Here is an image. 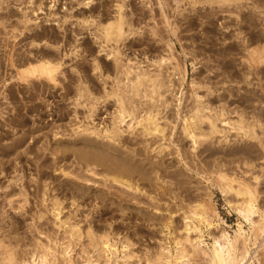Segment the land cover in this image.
<instances>
[{
  "label": "rangeland",
  "instance_id": "1",
  "mask_svg": "<svg viewBox=\"0 0 264 264\" xmlns=\"http://www.w3.org/2000/svg\"><path fill=\"white\" fill-rule=\"evenodd\" d=\"M2 1H7L11 4V11H10L9 16L6 14H3L0 11V17L3 18V16H4V23L0 24V227H1L0 237H3V234L6 237V238L3 237L5 240L3 238L2 239L0 238V244L2 245V246H0V264L1 263L2 264H18V263L22 264V262L23 263L24 262L30 263L32 261L31 260L32 256L37 255V253L41 254V252L43 250L41 248L44 246L49 247V248H51L52 246L55 247V249L53 247L51 248V249H53L52 251L54 252L53 253L54 259L50 258L51 263H52V261H54L52 264H66L67 261L64 259L63 255L61 254V248H62L61 245L62 244H64V245L68 244V241L70 239V237H69L70 227L75 226V224H76L77 226L79 225L78 227H80V229H81V226H82L81 231L83 229H85L82 232L86 233L85 231H87L89 224H88V226L86 224V227H85L84 217H86V216L89 217V215L91 216L92 214L94 215V216L93 215L91 216V217H93V219L91 217H89V219H91V220H88V222L86 221V223H89V221H92L91 222L92 228L94 229V231L97 230V234H99V233L103 234V232H105V231L110 232L109 234H110L111 242L114 243V245H115L114 247H115V249H117V254L115 255V257L114 256L112 257L113 261H111V264H134V263L138 264L140 261H141V263H139V264H147V263L153 264V261H155L156 264H159V263H157L158 262L157 261L158 254H159V252L161 253L164 251H167V253L166 252H164V253H165V255H167L168 258L174 257L177 253V251H176L177 246L176 245L174 246V244L180 238L182 239L183 234L185 236L186 232L184 230V225H185V221H187V220L189 222H192V224L194 226H196L195 225V222H196V224H197L196 227L198 229L196 231L194 229H192V231L190 230V237L191 238H194V237L197 238L200 235H202L200 237V240L203 241V243H201V248L207 252H210V250L212 249V247L214 245L215 237H219V235L221 236L222 234L225 233L228 235V237L230 239L235 240L237 237L236 234L239 232V228L241 227L242 232H243V237L238 239V241L240 240L239 244H237L238 249H241V247L243 246V243L245 241V247L248 250V255H247L248 264H264V262H263V260H264V253H263L264 252V233L260 234V233L254 232L255 229L251 223V221L258 222V220L260 221L261 219H263V221H264V181H263L264 179H262V178H264V168H263L264 167L263 166V164H264V148L261 146V142L245 137L244 134L242 133V131L237 132V131L231 129V132L229 133V135L227 137L228 142L222 141L223 137L220 136L221 134H218L215 137L211 138V139H213L214 142L211 139L210 140L208 139V141L206 142V145L203 144V146L201 145L200 147H198V145H196L197 149H194L193 148L194 145L192 144V142L189 138H186V136L183 133V128L181 127V126H183V123H182L184 121L183 118H186L188 115L192 114V112L199 105L198 103H196L195 96L193 95L194 91H196L198 93V96H200V94L202 96L205 93L202 97L200 96L202 98V99H200V102H202L201 104L204 103V105H208L209 111L212 110V112L214 113V112L219 111L222 108V109H224L225 112L228 113L229 119H231L233 121H236L237 118H239L241 116V117H243L244 122H247L249 124L254 123L255 124V130L262 137V141L264 142V118L261 119L262 117H264V70H263L264 68L263 67L262 68L256 67L255 65H252V66H249L247 64L245 65V62H244L245 60H243L245 57H247V55H245L247 47H250V46L255 47L256 44L260 45V44L264 43V6H263L264 0H243V2H240V4L241 5L243 4V5L241 6L239 4V7H238V4H236L232 1L231 5H230L231 7L228 6L229 9H228V7H225V6L223 7V5H222V7H223L222 8L221 6H219V4L213 3L216 0H119V2H118V0L117 1L116 0H92L91 1L92 3L89 4L91 6L88 5V7L86 4H83V3L85 1H89V0H82V1L81 0H35L32 6L37 8L38 5L41 4V6H44V7H42V8H44L42 10L45 13L48 12L47 13L48 18L52 19L51 21L50 20L48 21L49 22L48 24H47V22L44 23L43 21L41 23H39L40 25L37 23V26H39V28L34 27V25H36L34 23L28 24V28H27L22 23H20V21H19V19L23 15V11H25L26 9L31 10V8H33L32 6H29L30 4L28 2L30 0H0V3ZM207 1L212 2V4L206 3ZM125 2H126V4H125ZM54 3H55V5H54ZM118 3L119 4H122V3L125 4V5L122 4L124 6V10H125L124 15L127 13L126 17L128 16L127 17L128 22H129L128 24L131 25V31L133 33V35L132 34L129 35L128 39L127 40L125 39V41H120L117 44H115L113 42L109 43V46L110 45L111 46H117L118 45L117 48L120 49L119 51L121 53L120 58H121L122 64L132 68V70H136V67L138 66L136 64V62H140L141 66H144L145 69L151 70L153 73L158 74V73H160V71L157 72L159 68L157 67V65L155 63L153 64L152 62L156 61V59L158 60L160 56L166 57L167 51L165 49L166 48L165 45L167 42H169L171 44V46L173 45L172 46V48H173L172 53L176 59L175 61H173V63L177 62L180 66V69L184 72H182L183 75L182 74L178 75V73L175 75L173 73L172 75H174V76H172V75L170 76V74L167 72L160 73L161 75L164 76L166 82H168V79H171V81H172V83H171L172 86H170L171 88H169L170 91L168 90L165 93L164 90H166V88H163V90H162L163 94L166 97L168 96L167 97L168 105H166V106L163 105V103L161 102V100L159 99V97L157 95H155L154 98L152 99L148 93H146V94L144 93L145 90H143V89H142V93L140 94V96L133 95L132 93H129L127 96L125 95L126 103L131 104V105H128V104L127 105L131 106V108H134V109L136 108L134 111L135 114L132 117L126 118L127 121H125L124 123H122V124L117 123V128H119L121 130V134L119 132L117 135H112V134H109L107 132V130L109 132L112 130L113 123L115 121L114 118L116 116L115 115L116 112L114 111V109H116V107H115L116 106V102H115L116 100H115V97L113 95L111 96V94H110L112 91V88H114L116 86V84L113 80V77H115V74H116V70H115V66L113 65L114 64L113 60L107 59L108 58L107 55L104 54V53H107V51L109 50L108 49L109 46L105 52H101L102 54L99 55L100 54L99 51L101 48L99 49L100 43H98V41L96 40V35L100 32L97 29L99 27V26H97L98 24H104V23L111 21L113 19V16L116 13L115 11L117 10L115 4H118ZM81 4H83V5H81ZM236 5H237V7H235ZM50 6H51V8H50ZM245 6H246V8H245ZM29 7H31V8H29ZM84 7H87V8H84ZM249 7H250V9H249ZM244 9H245V11H244ZM233 10H235V11H233ZM240 10H241V12H240ZM206 11H208V12H206ZM254 11H255V13H254ZM244 12L246 14H248V15H246V17H245ZM113 13H114V15H113ZM232 15H234V16H232ZM249 15H251V16H249ZM98 16L100 19L98 18ZM39 17L44 18V15H39ZM2 18H0V19H2ZM102 18H104V19H102ZM167 18L170 20V26L167 23ZM236 18H238V19H236ZM44 19H46V17ZM41 20L42 19H40L39 22ZM89 20H90V22H88ZM242 20H244L243 21L244 23L242 22ZM1 21H3V20H1ZM1 21H0V23H2ZM52 21H54V22H52ZM245 23H247V24H245ZM31 24H33V26ZM128 27L129 26H126V29H129ZM29 28H31V29H29ZM26 29H28L29 31ZM87 29H89V30H87ZM249 29H251V30H249ZM135 31H137V32H135ZM157 35H158V37H156ZM46 36H47V38H46ZM138 39H140L142 41L139 40L140 42H137ZM159 39H161V40H159ZM246 39H248V40L246 41ZM73 40H75V41H73ZM47 41H48V43H47ZM77 42H79L80 45L77 44ZM141 42L143 44H140ZM119 43H121V44L119 45ZM123 43H124V45H122ZM246 43H247V45H246ZM130 44H132V46ZM136 45H138V46H136ZM258 45H256V46H258ZM238 46L240 47V49ZM58 47H59V50L57 51ZM163 48H164V50H163ZM236 50H237V52H236ZM228 51H230V52H228ZM243 51H244V53H243ZM30 52L32 54H34V58H30L29 60H27V61L25 60V62H22L21 59L24 57V55L28 54ZM188 53H190V54H188ZM35 55H37L39 57L38 59H45V60L49 59V60H52L55 62L57 60L62 59L61 62H62L63 67L61 66V68H60L61 70L59 69V71L56 75L57 78H55V80L53 82L50 81L48 78H39V77L38 78H29V77L23 75V73L21 71L24 68L30 67V65L32 63L31 61L35 60ZM96 56H97V58H96ZM121 56L122 57L124 56L123 59ZM192 56H193V58L196 57V58H194V59H196V61L194 60L195 63L193 60L191 61ZM93 57H95V59ZM127 59H128V61H127ZM14 61L17 64L13 67L11 64ZM19 61H21V62H19ZM190 62H193V63H190ZM96 63L99 66L101 65L99 70L95 68ZM108 67H110V68H108ZM163 68H161V70ZM105 70H107V71H105ZM244 70H246V73ZM163 71H165V70L163 69ZM19 72H20V75H19ZM165 73H167L169 75L166 76V75H164ZM228 73H231V74H228ZM243 73H244V75H242ZM261 73H262V75H261ZM185 74H187V75H185ZM241 75H242V77H241ZM245 75H246V77H244ZM193 76H195V77H193ZM168 77H170V78H168ZM183 77H185L184 82L182 81L184 79ZM228 77H230V78H228ZM231 77H233V78H231ZM243 77L246 80L248 78V80H247L249 82L248 84H247V82L242 81V80H244V79H242ZM22 78H24L25 79L24 81H26V82H24L22 80ZM172 78H174L173 79L174 81L176 80L175 83L173 82ZM209 78H210V81H209ZM177 79L180 83L177 81ZM200 79H202V81ZM222 79H223V81H222ZM19 80H21V81H19ZM191 80H193V81H191ZM195 80H197V81L195 82ZM227 80H228V82H227ZM176 82H177V84H176ZM224 82L227 84H225ZM52 83H54V84H52ZM192 83H196L195 84L196 86H194L195 88L192 86ZM243 83H246V84H243ZM79 84L82 87L84 86V88H88V91L90 94L86 93L85 96H80L78 94V85ZM167 85H168V83H167ZM169 85H170V83H169ZM175 85H176V88H175ZM221 85H224L223 89H222ZM202 87H204V88H202ZM210 87H211V89H210ZM73 88H75V89H73ZM173 89L175 90L174 94H173V92H174ZM208 89H209V91H208ZM212 89H214V90H212ZM217 89H218V91L215 92V90H217ZM224 89L225 90L229 89L230 91L229 90L224 91ZM74 90H75V92L76 91L77 92L75 93ZM104 91L105 92L107 91V95H106V93H104ZM211 91H212V93L210 95L209 92H211ZM73 92H74V94H71ZM230 92H231V94L229 95ZM217 94L219 97L217 96ZM177 95H178V97H177ZM215 95L218 97V100L216 99L217 97ZM106 96H108V97L110 96V97L108 98ZM221 96L225 97V98L222 99V98H220ZM83 97H85V98L83 99ZM96 97H97V100H96ZM98 97H100V98H98ZM112 97H114V99ZM203 97H205L207 100L204 99ZM211 97H212V99H211ZM72 98H75V99H72ZM80 99H82V101ZM99 99H101V100L99 101ZM157 99H159V100L157 101ZM219 99H221V100H219ZM73 100L76 102H74ZM92 101H93V103H92ZM127 101H129V102H127ZM177 101H178V103H177ZM104 102H106V103H104ZM216 102L219 104H216ZM87 104L89 105V107H91V105L94 104L95 110L91 111L90 110L91 108L89 109ZM83 105H85V106H83ZM96 106L99 107L98 110H96L97 109ZM255 110H257V111L261 110L263 114L260 111H259L260 112L259 113V112H256ZM96 111H98V113ZM150 111H153L156 114L158 113L159 117L157 116V121H159L160 122L159 125L164 128L163 133H161V134L160 133H157V134L152 133L151 131H149V129H146V127H145L146 123L145 122H142L143 124L142 123L139 124V121L142 120L143 117L147 116V114L150 113ZM209 111L207 110V111H205V113H209ZM161 113H162V115H161ZM92 114H93V116H92ZM96 114L98 116L99 115L100 116L96 117L97 116ZM164 115L166 117H164ZM128 125H129V128H128ZM132 125L134 127H132ZM143 125H145V126L143 127ZM204 125H205V127H204ZM220 125L222 126L221 123H220ZM202 126H203V129L206 130V126H207L206 123L202 124ZM104 127H106L107 129ZM75 128H77V130ZM110 128H111V130H110ZM226 128H231V126H229V127L227 126ZM94 129H96V130H94ZM73 131H75V132L73 133ZM79 131L82 132V134H84L87 131H88V133H86V135L84 134L86 137L83 135L77 136L78 133L80 134ZM123 131H124V133H123ZM93 132H95V133H93ZM99 132H101L102 134ZM90 133H93V135L91 136ZM98 133H99V135L100 134L101 135L99 136ZM106 133H108V135ZM87 134H89V135H87ZM94 135H96V136H94ZM81 136H83L85 139ZM118 136H121V137H118ZM75 137H76V139H75ZM78 137L80 139H77ZM94 137L95 138L100 137V138H96V139H99V140H96ZM101 137H104V138L102 139ZM182 137H184L186 139H184V138L182 139ZM73 138L76 140L77 144L74 143L75 140ZM105 138H108V139L111 138L109 140L111 143L109 141L107 142L108 139L106 140ZM114 138H115V141H114ZM117 138H119V139L121 138L120 141H118L119 139H117ZM86 139H88V140L93 139L95 142L92 140L93 141L92 144L93 143H94V145L98 144V145L106 148V150H109V147H111L113 145L118 150H120V148H121L123 153L125 152L127 154L129 151H130L129 154H132L133 152H135L136 149H138V150H136V152H138V154H139V151H140L139 149H140V144H141L142 145L141 149L142 150L145 149V150L140 151V154H139L140 156L137 155V153H136V155L139 156L138 158H137V156H135L133 154H132V156L133 157L135 156L136 161L137 160L142 161L145 158H147L149 153H150L149 156L151 157V163L155 162V159H156L157 162H155V164L152 163V166L155 165L152 168L150 165L151 163H149V161H148V160H150V158L148 157L149 158V159L147 158L148 160L147 159L144 160L145 161L144 163L147 166L150 165L151 171L148 170V172L150 171L149 174H150V176H152V178H150V179H153V180H151L152 184L150 182L147 183V180H146V182L143 181V182L147 183L146 184L147 186L143 185V182H138V183H141L140 184L141 192H137V191L128 189L125 186L121 187L123 185H120L117 183H114V185H113L112 182L104 179L103 176H100L101 174L103 175V172L100 170L101 167H99L100 168L99 169L97 166H95V167L91 166V169H89L90 171H88L87 168L83 167L82 164L79 163V160L77 159L78 154H76V152H78L80 150V147H82V143L84 146L90 145V144L86 143L88 141ZM61 140H63V141L61 142ZM68 140L72 141V142L70 141V147L68 145L69 144ZM85 140H86V142H85ZM102 140H104L105 142ZM122 140L124 141V144L127 146H125L123 144ZM66 141H68V142L66 143ZM97 141H100V143ZM141 141H142V143H139ZM210 141H212L213 143ZM220 141H221V143H220ZM230 141H231V143H230ZM56 142H58V145L61 143L63 144V142H64L68 146L63 144L64 147L63 146L62 147L66 148L67 150H68V148L72 147V150H73V151L71 150L72 155L74 154V158L77 161L76 160H74L75 162L73 161V156L70 155L71 151L70 152H67V150L64 151L63 148H59L60 146H58ZM59 142H61V143H59ZM88 142L91 143V141H88ZM115 142H116V144L114 145ZM120 142H121V144H120ZM133 142H134V144H136V142H137V144L139 146L136 144L135 145L136 148H135L134 144H132V146H131V144H129V143H133ZM208 142H209V144H208ZM224 142H225V144H224ZM72 143H73V145L75 144L74 146L76 147V150H78V151H75L73 149L75 147L71 146ZM109 143L111 145H109ZM53 144H54L55 148H54ZM158 144H159V147L156 146ZM56 145H57L58 149L56 148ZM77 145L78 146L80 145L79 149L77 148L78 147ZM116 145H117V147H116ZM212 145H214V146H212ZM52 146L54 149H57V150H55L57 155L56 154L52 155L53 152H55L54 149L52 148ZM84 146L81 149L84 150ZM128 146L131 149H128L129 148ZM143 146H144V148H143ZM145 146L148 148H146ZM155 146L157 149L155 148ZM164 146H166V147H164ZM205 146H206V149H204ZM247 146H250V147L247 148ZM132 147L135 148L134 151H133ZM49 148L53 149L52 154L49 151ZM123 148L128 149L127 152L124 151L125 149H123ZM52 149H50V150L52 151ZM59 149H63V150H59ZM146 149H148V151H146ZM198 149L200 152L198 151ZM213 149L215 151H213ZM149 150L152 152H150ZM201 150H202V152H201ZM246 150H247V152H246ZM62 151H64V153L65 152H67V153H65L63 155ZM145 151L148 152L147 155L145 153H143ZM231 151L232 152L235 151V152L232 153ZM240 151H242V152H240ZM249 151L250 152L253 151V153H249ZM254 151H255V153H254ZM58 152L59 153L61 152L60 153L61 157H64V156L65 157L61 159V157H59V155H58ZM198 152L200 154L202 153L201 156L198 155L199 154ZM221 152L224 154H222ZM186 153L188 154V156H190L189 158H188V156H186L187 155ZM230 153L233 155H231ZM244 153H246V154H244ZM75 154L77 155V157L75 156ZM196 154L201 159H199ZM210 154H211V156H210ZM234 154L237 156L235 157ZM250 154L255 155V156H252L254 158H252ZM68 155L71 157H69ZM116 155H118V154H116ZM163 155H164V157H163ZM194 155H196V156H194ZM213 155L218 156L220 158L216 157L217 158L216 159ZM257 155H259L260 157H258ZM55 156H56V158L59 157V158H57L58 159L57 161L60 164L57 161H55L58 163L56 165V163L54 161H52L53 159L56 160ZM161 156H162V159H159V158H161ZM205 156H206V158L204 159ZM246 156H247V158H246ZM248 156H249V158L250 157L251 158L249 159ZM221 157H223V158H221ZM226 157H230L231 159H228V158L225 159ZM233 157H235V158H233ZM256 157L259 158V159H256L257 161L254 160ZM184 158H185V160H184ZM213 158H215V161ZM67 159H69V160L67 161ZM206 159H209L208 161H210V162H207ZM211 159L213 160L214 164H213ZM47 160H49V162ZM189 160H191V161H189ZM44 161H45V163H43ZM50 161L52 164H50ZM63 161L67 162V164L66 163L64 164ZM158 161H159V163L162 161V163L166 164V165H163L160 163V165L163 166L162 167L159 165ZM204 161L206 162L205 163L206 165L208 164L207 165L208 167L204 165V163H203ZM53 162L55 164H53ZM76 162H78L79 164ZM192 162H194V163H192ZM258 162H260V163L258 164ZM47 163H49V164L47 165ZM156 163H158V164H156ZM211 163L213 166L210 165ZM44 164H46L48 167H49V165L50 166L52 165L54 167L51 166L52 168H48V167L45 168ZM69 164H71V165L69 166ZM72 164L74 166L75 165L76 166L74 167ZM40 165L42 166L43 169L40 167ZM55 165H56V167H55ZM60 165H61V167H60ZM63 165H64V167H63ZM189 165H192V166H189ZM196 165H197V167H196ZM218 165L220 167H222V169L225 170L227 173L229 170H231L228 173L230 176H233L236 179L238 178V180H240V179L245 180L246 182L250 183L251 185L255 184L253 176H255L259 173L257 176L260 175V178L262 177L258 181L259 183H261V189H259L260 184H258L257 187H259V188H256L257 193H255L256 194L255 195V206L257 209V213L252 215L250 221L246 220L245 217L243 216V214L241 215L240 212L238 213V211H240L238 208V206H239L238 204L242 202L241 200L243 198L240 199V196L238 197V195H236L233 192L224 193V191H222L220 189L221 188L220 187V180L218 178H216V175L218 176V173H216V172H218V168H217ZM258 165H262L263 167L258 166ZM77 166H80V167H77ZM147 166H145V167H147ZM164 166H167V167L164 168ZM172 166H173V168H172ZM39 167H40V169H39ZM156 167L159 170L161 167L160 171H162V173H164L166 171L168 174L170 171H172L169 173L170 175L172 173L173 174L177 173L176 175H179V176L180 175L182 176L184 174L183 175L184 178H182L183 180H181V181L175 180L178 177V176L175 177L174 176L175 174L174 175L172 174L169 178V177H167L169 174L168 175L166 173L161 174L160 171H157ZM168 167H169V170H168ZM246 167H248V168H246ZM259 167H260V169H259ZM2 168H3V170H2ZM147 168L149 169V167H147ZM153 168H154V170H153ZM155 168H156V170H155ZM193 168H194V170H193ZM197 168H198V170H197ZM235 168H236V170H234ZM38 169L44 170V171H41L42 173L43 172L44 173L41 174V172ZM71 169H74V170L76 169L78 171H76V170L71 171ZM162 169H164V170H162ZM165 169H167V170H165ZM173 169H175V170H173ZM247 169L249 171H247ZM69 170L71 171V174H70V172L67 173ZM239 170L242 172H240ZM260 170H262V171H260ZM37 171H39L41 178L43 176V179H41L40 177L38 178L39 175L37 174L38 173ZM91 171H95V172H91ZM156 171H157V173H155ZM82 172H83V174H82ZM207 172H209V174ZM212 172L216 173V174H213ZM46 173H48V174H46ZM65 173H67V176ZM153 173H155V175H153ZM250 173H252V174L250 175ZM240 174H242V175L244 174V175L241 176ZM245 174H247L248 176H245ZM49 175H51L52 177ZM69 175H71V176H69ZM162 175H166V176L162 177ZM73 176L75 178H73ZM172 176H174L175 179L171 178ZM101 177H102V179H101ZM165 177H166V179H164ZM33 179H36V181H37V182L34 181L35 184H33L34 182H32ZM38 179H39V181L40 180L42 181L45 179L44 180L45 183L43 184V182H41V181H40L41 183L38 182ZM171 179H174V181ZM177 179H181V177H178ZM47 180H49V181H47ZM169 180H171V181L168 182ZM103 181H105L104 184H103ZM154 181H155V185L158 187H156L153 184ZM176 181L182 187L178 188V183H176ZM186 181H188V182L186 183ZM156 182H158V183H156ZM183 182L187 185L184 186ZM38 183H39L40 187L38 186ZM79 183H81V184L83 183L84 186H86V185H88V186H86L84 189L83 188L84 186L79 184ZM110 183H112L111 186H110ZM69 184H72V186L70 187ZM74 184H77V185L79 184L78 186H80V189H82L83 191L81 190L82 192H78L77 190H74V188L77 189L76 187H78V186H75ZM115 184H117V185H115ZM7 185H8V187H7ZM18 185H20V186H18ZM45 185H47V189H46L47 193H45L46 192V190H45L46 186ZM62 185H63V187H62ZM188 185L190 186L189 190H192V192L190 191V194H189V190H188V188H189ZM197 185H199V187L202 189L201 190L202 194L196 193L198 190L200 192V189L195 188ZM234 185H236V184H234ZM11 186H12V188H11ZM50 186L52 188H50ZM54 186H56L57 188H60V190L57 188H53ZM35 187H36V189H35ZM48 187H49V189H48ZM61 187H62V189H61ZM69 187L71 189L73 187L74 188L71 190ZM150 187L152 188V191L150 190L151 189ZM24 188H25V190H24ZM41 188H43V190H45V191H43ZM86 188L90 189V191L86 190ZM156 188H157V190H156ZM182 188H184V189L181 190ZM11 189H13V191H11ZM39 189H40V192H39ZM52 189H53V191H52ZM96 189H98V190H96ZM106 189H107V191H106ZM164 189L166 190V192ZM185 189H187L188 191ZM35 190H36V193H35ZM41 190L44 193L41 192ZM67 190H69V193L67 192ZM92 190L94 191L95 194H97V195L100 194V196H102V197H104L103 196L104 194H105V196H107L108 193H111L110 194L111 196L108 194L106 201H102V199H100V196L98 199H96L97 197L95 194L92 193L93 192ZM95 190L98 192H96ZM146 190H148V192ZM176 190H178V191H176ZM260 190L262 193L260 192ZM55 191H57V193H59V195ZM75 191H77L78 194H80V195H78V194L76 195ZM86 191H88V193ZM99 191H100V193H99ZM112 191H114V193L115 192L116 193L114 194ZM142 191H143V195H142ZM159 191L160 192L162 191L163 194L162 193L160 194ZM194 191H195V193H194ZM10 192H11V194H10ZM54 192H55V194H54ZM64 192H65V194H63ZM73 192H75V198H74ZM83 192L84 193L86 192L87 194L85 193L86 194L85 197L80 198L78 200V198L81 197ZM132 192H133V194H132ZM135 192H137V193H135ZM158 192L160 195H158ZM187 192H188V194H187ZM5 193H7V194H5ZM22 193L25 195L21 196ZM32 193H35V194L32 195ZM40 193L41 194L43 193L44 195H41ZM89 193H91V194H89ZM101 193H102V195H101ZM112 193L114 194V196H112L113 195ZM117 193L119 195L120 194L121 195L120 196L116 195ZM154 193H156L157 195ZM167 193H168V195H166ZM174 193L176 194V196ZM178 193L180 196L178 195ZM137 194H140V195H137ZM184 194H187V195H184ZM192 194L193 195L195 194V195L193 196ZM207 194H208V196H207ZM8 195H9V197H8ZM49 195H50V197H49ZM51 195H52V197H51ZM56 195H57V197H55ZM70 195L71 196L73 195V196L71 197ZM87 195H89V197ZM171 195H173V196H171ZM68 196H69V198H68ZM149 196H150V198H149ZM159 196H163V197L165 196V197L163 198V197H159ZM166 196H168V197H166ZM169 196H170V198L172 197L173 199L172 198L169 199ZM234 196H235V198H234ZM13 197H15L14 200H13ZM25 197H26V199H25ZM58 197H59L58 200H60V201H62L64 198L65 199L63 200L64 203L61 202L63 204V206L61 204V207H62L61 208L62 211L60 214L61 216L59 215V217L57 218V217H55V215L52 212V203L54 201L53 198H58ZM179 197H181V198H179ZM18 198H20V199H18ZM115 198H116V201H114ZM117 198L118 199L120 198V200L122 199V201L125 200L124 201L125 205H124V202H122V201H121V203H122V205H121L120 200H118ZM182 198H184V199H182ZM15 199H18V200L15 201ZM75 199H76V201H75ZM128 199H131L130 200V202H131L130 206H129V200ZM132 199H133V201H132ZM165 199H167V200L169 199L171 201L168 200L166 202ZM185 199H187V200H185ZM8 200H10V201L13 200L14 204L12 201L9 204ZM43 200H45V202H43ZM80 200H82V201L80 202ZM94 200L95 201L97 200V201L95 202ZM37 201L39 203L41 202L42 204L41 203L39 204ZM73 201L76 204L73 205V203H72ZM89 201L91 203H92V201L95 203L94 204L92 203V205H91V203H89ZM109 201L113 202L114 204L113 203L110 204ZM154 201H155V203H154ZM159 201H162V202H159ZM16 202H17V204H15ZM87 202H88V205H87ZM98 202H99V205H98ZM101 202H103V203H101ZM105 202L108 203V206ZM117 202L120 203V205L122 206L123 209H121V207L119 206V203H117ZM157 202L160 205L157 204ZM169 202L172 205L174 203L175 207L172 205H169ZM202 202L204 203V205ZM18 203H20L19 206H21V210H20V208H18L19 207ZM71 203H72V205H71ZM162 203H164V204H162ZM198 203L199 204L202 203L201 205H203V206L201 208L198 207L199 206ZM37 204H38V206H37ZM101 204H103V207H105V208H103ZM166 204H168L169 206ZM192 204L194 207L192 206ZM109 205H110V208H109ZM116 205L119 207V208L117 207L118 209H116ZM39 206L41 209L39 208ZM80 206H82V207H80ZM83 206H84V209L87 211L82 210ZM96 206H100L99 207L100 210ZM111 206H113V207H111ZM126 206H128L127 207L128 209L126 208ZM185 206H187V207H185ZM74 207H76V208H74ZM189 207L192 209L198 208V210L200 212L205 211L206 213H208V214L205 213L207 220L209 219L208 222H203L202 220L193 216V214H191L192 211H190L192 209L189 210ZM206 207H207V210H206ZM22 208H24V210ZM130 208H132V209L134 208V210H132ZM30 209H31V212H30ZM44 209L47 211L46 213H45V211H43ZM125 209L132 210V211H130V213H132V212L133 213L129 214V211L127 213V210H125ZM37 210H38V212H41V213L44 212L42 214L43 217L41 218V220L37 216H35V215L40 214L37 212ZM76 210H79V211H76ZM138 210H141L139 214H138ZM210 210H211V212H210ZM122 211H124V213H122ZM142 211H145L147 213L145 214ZM33 212H34V214H33ZM73 212H74V214H73ZM82 212H83V216L80 215ZM87 212H90V214ZM112 212H114V213H112ZM212 212H213V214H212ZM76 213H77V215H76ZM136 213L140 216L137 215V217H135ZM141 213H144L145 217L146 216L148 218L150 217L153 221H155L156 220L155 218H157L156 223L158 224V226H156L155 222H150V218H149V220L147 219L148 221L145 219V221H146L145 222L143 219L145 217L142 214V216H143V218H142ZM214 213H215V215H214ZM44 214H46V215H44ZM51 214H53V216ZM97 214H98L99 218L97 217ZM99 214H101V215H99ZM70 215H72V217ZM151 215L155 216V218L154 217L152 218ZM31 216L33 217L32 220H31ZM95 216H96V219H95ZM112 216H113V218H112ZM127 216H129V217H127ZM66 217L69 220L66 219ZM78 217H81V218H79V220L80 219L82 220V221L80 220L81 222L79 220H77ZM100 217H101V219H100ZM104 217H105V219H102ZM119 217L121 218V221H120ZM185 217H189L190 219L187 218V220H185L186 219ZM259 217L261 219H259ZM36 218H37V220H36ZM44 218H46V219H44ZM116 218H117V220L118 219L119 220L117 221ZM124 218H126V219H124ZM182 219H184V220H182ZM70 220H73V221L70 222ZM93 220H95V221H93ZM106 220H108V221H106ZM36 221L37 222L39 221V222L36 224L35 223ZM66 221H67V223H65ZM142 221H144V222H142ZM157 221L158 222L160 221V222L158 223ZM200 221H202V222H200ZM1 222H2V225H4L5 227L1 225ZM113 222H114V224H113ZM199 222H200V224H199ZM9 223H10V225H9ZM39 223H40V226H39ZM153 223H155V224H153ZM82 224L84 225L85 228L83 227ZM94 224L96 227L94 226ZM99 224L101 227L99 226ZM103 224H105L104 228L102 227ZM112 224L114 226L116 224L115 227H118V228H114V226ZM151 224H153L154 226L153 225L151 226ZM198 224H199V226H198ZM33 225H34V227H32ZM36 225L38 226V228ZM61 225H62V227H61ZM119 225L121 228L119 227ZM164 225H165V227H164ZM105 226H106V229H105ZM109 226L111 227V229L107 228ZM169 227H171V228H169ZM8 229H9V232L7 233ZM107 229H109L110 231ZM115 229H116V231H114ZM10 231L12 234L10 233ZM13 231H14V234H13ZM98 231H101V232H98ZM117 232H119V234ZM120 232H121V234H120ZM15 233H16V235H15ZM66 234H67V236H66ZM117 234L120 236L117 237L118 236ZM7 235L8 236L11 235L12 237L15 235L14 237H16V238L13 237L11 239V236H9V238H8ZM126 235H128V236H126ZM178 236H180V237H178ZM68 237H69V239H68ZM82 237H81V239L82 240L84 239L83 240L84 242L81 240H74L72 245H71L72 249H73V251L71 252L72 253V255H71V257H72L71 261L72 262L69 264H84L85 259L88 256H91V254H93L91 256L92 257L91 259H93V264L105 263L104 258L101 257V255L100 256L97 255L98 252L94 255L93 249H92L91 245L89 244V239L87 237H85V234ZM128 237L130 240L128 239ZM131 237H132V240H131ZM49 238L51 240H49ZM9 239L11 241H9ZM15 239H16V241L18 240V242L20 241L19 245H18V242L15 241ZM47 239H48V242H47ZM6 241H7V243H5ZM238 241H237V243H238ZM8 242H9V244H8ZM38 242H39V244H38ZM78 242H80V244ZM10 243L13 245H11ZM6 244H7V246H6ZM30 244H32V245H30ZM49 244H50V246H49ZM123 244L128 246L127 250H129V256H131L130 258H126V259L124 258V260H123V256L121 255L122 254L121 251L123 249ZM35 245H37V246H35ZM14 246H16V248H14ZM18 246H19V248H18L19 250H17ZM80 246H82V247H80ZM38 247H40V248H38ZM145 249H146V251H145L146 253L143 252V250H145ZM162 249H164V251ZM188 249H189V247H188ZM191 249H189L190 256H189V260L187 261L186 264H188V263L189 264H209V263L211 264L212 263L210 261L209 256L204 255L201 252V250L199 251V253L195 252L196 253V255H195V253ZM91 250H92V252H91ZM8 251H9V253L12 252V254L15 256V257L12 256L13 261L12 260L8 261V260L4 259V257H2V256H6L5 252L8 253ZM79 251H81V252H79ZM16 252H19V254ZM84 252H86V253H84ZM155 252H156V254H155ZM144 253H145V255H144ZM82 254H84V255H82ZM137 254H139V255H137ZM193 254L197 257H195ZM19 255H21V258ZM61 255L63 258L61 257ZM142 255H144V256H142ZM203 256H204V258H203ZM205 256H207V258ZM81 257H82V259H81ZM17 258H20V259H17ZM138 258L141 260H139ZM99 260H101V261H99ZM143 260L145 261V263ZM119 261H121L122 263ZM190 261H192V263ZM193 261H194V263H193ZM155 262H154V264H155Z\"/></svg>",
  "mask_w": 264,
  "mask_h": 264
},
{
  "label": "bare ground",
  "instance_id": "2",
  "mask_svg": "<svg viewBox=\"0 0 264 264\" xmlns=\"http://www.w3.org/2000/svg\"><path fill=\"white\" fill-rule=\"evenodd\" d=\"M34 1L35 0H30L28 3L30 4L29 6H32L33 5V3H34ZM82 1V0H81ZM92 0H89V1H85L83 4H86L87 5V7H88V5L90 4V3H92L91 2ZM117 1V0H116ZM232 1L234 2V3H236V4H238V7H239V4H240V2H243V0H216V1H214L213 3H217V4H219V6H221L222 7V5H223V7L225 6V7H228V6H230L231 5V3H232ZM54 2V1H53ZM118 2H119V0H118ZM121 2V1H120ZM82 3V2H81ZM206 3H210V4H212V2H210V1H207ZM246 3V2H245ZM43 4V3H42ZM83 4H81V5H83ZM122 4H124V3H122ZM122 4H115V6H116V8H117V10L115 11L116 13H115V15H114V13H113V19L111 20V21H108V22H106V23H104V24H98L97 26H99L97 29H98V31H100L97 35H96V40L98 41V43H100L99 45H100V47H99V49H100V51H99V55H101L102 53L101 52H105L106 51V49L108 48V46H109V43H111V42H113V43H115V44H117L118 42H120V41H125V39L127 40L128 39V37H129V35H133V33H132V31H131V25H129L128 23V19H127V17H126V14L124 15V6L122 5ZM125 4H126V2H125ZM124 4V5H125ZM248 4V3H247ZM15 5V4H14ZM54 5H55V3H54ZM53 5V6H54ZM128 5V4H127ZM204 5V4H203ZM202 5V6H203ZM235 5V4H234ZM241 5V4H240ZM243 5V4H242ZM241 5V6H242ZM89 6H91V5H89ZM195 6V5H194ZM210 6V5H209ZM212 6V5H211ZM240 6V7H241ZM264 6V5H263ZM33 7V6H32ZM42 7H44V6H41V4H39L38 5V7L36 8V7H33V8H31V7H29V8H31V10L29 11L28 9H26L25 11H23V15L21 16V18L19 19V21H20V23H22L25 27H27L28 28V24H30V23H34V24H36V25H34V27H38L39 28V26H37V23L39 24V23H41L42 21L45 23V22H47V24L49 23L48 21L50 20H52V19H49L48 18V16H47V13H45L42 9H44V8H42ZM55 7V6H54ZM87 7H84V8H87ZM161 7V6H160ZM222 7V8H223ZM231 7V6H230ZM235 7H237V5L235 6ZM35 8V9H34ZM50 8H51V6H50ZM49 8V9H50ZM91 8V7H90ZM210 8V7H209ZM245 8H246V6H245ZM263 8V7H262ZM221 9V8H220ZM228 9H229V7H228ZM238 9V8H237ZM249 9H250V7H249ZM248 9V10H249ZM252 9V8H251ZM254 10V9H253ZM0 11L3 13V14H6V15H10V11H11V4L9 3V2H7V1H2L1 3H0ZM100 11V10H99ZM114 11V10H113ZM162 11V10H161ZM233 11H235V10H233ZM244 11H245V9H244ZM206 12H208V11H206ZM225 12V11H224ZM240 12H241V10H240ZM87 13V12H86ZM245 13V12H244ZM249 13V12H248ZM254 13H255V11H254ZM12 14V13H11ZM240 14V13H239ZM39 15H44V18L46 17V19H44V18H41V17H39ZM46 15V16H45ZM166 15V14H165ZM209 15V14H208ZM236 15V14H235ZM243 15V14H242ZM246 15H248V14H246L245 13V17H246ZM254 15V14H253ZM256 15V14H255ZM55 16V15H54ZM88 16V15H87ZM231 16V15H230ZM232 16H234V15H232ZM249 16H251V15H249ZM6 17V16H5ZM52 17V16H51ZM50 17V18H51ZM91 17V16H90ZM102 17V16H101ZM207 17V16H206ZM257 17V16H256ZM0 18H2V17H0ZM48 18V19H47ZM53 18V17H52ZM89 18V17H88ZM97 18V17H96ZM98 18H99V16H98ZM235 18V17H234ZM40 19H42L40 22H39V20ZM44 19V20H43ZM100 19V18H99ZM102 19H104V18H102ZM236 19H238V18H236ZM247 19V18H246ZM252 19V18H251ZM259 19V18H258ZM1 20H3V21H1ZM9 20V19H8ZM7 20V21H8ZM54 20V19H53ZM250 20V19H249ZM248 20V21H249ZM257 20V19H256ZM0 21L2 22V23H0V24H3L4 23V16H3V18L2 19H0ZM84 21V20H83ZM244 20H242V22H243ZM52 22H54V21H52ZM86 22V21H85ZM88 22H90V20L88 21ZM87 22V23H88ZM132 22V21H131ZM138 22V21H137ZM241 22V21H240ZM51 23V22H50ZM94 23V22H93ZM96 23V22H95ZM100 23V22H99ZM167 23L169 24V26H170V20L167 18ZM244 23V22H243ZM89 24V23H88ZM87 24V25H88ZM133 24V23H132ZM139 24V23H138ZM245 24H247V23H245ZM32 26H33V24H31ZM30 25V26H31ZM40 25V24H39ZM95 25V24H94ZM6 26V25H5ZM23 26V27H24ZM126 26H129L128 28L129 29H126ZM243 26V25H242ZM241 26V27H242ZM91 27V26H90ZM95 27V26H94ZM133 27V26H132ZM174 27V26H173ZM250 27V26H249ZM175 28V27H174ZM240 28V27H239ZM238 28V29H239ZM5 29V28H4ZM29 29H31V28H29ZM152 29V28H151ZM237 29V30H238ZM26 30H28V29H26ZM87 30H89V29H87ZM153 30V29H152ZM177 30V29H176ZM249 30H251V29H249ZM29 31V30H28ZM93 31V30H92ZM97 31V32H98ZM240 31V30H239ZM260 31V30H259ZM91 32V31H90ZM135 32H137V31H135ZM96 33V32H95ZM158 33V32H157ZM241 34V33H240ZM93 35V34H92ZM49 36V35H48ZM94 36V35H93ZM153 36V35H152ZM163 36V35H162ZM257 36V35H256ZM260 36V35H259ZM262 36V35H261ZM36 37V36H35ZM156 37H158V35L156 36ZM46 38H47V36H46ZM65 38V37H64ZM258 38V37H257ZM77 39V38H76ZM263 39V38H262ZM65 40V39H64ZM72 40V39H71ZM94 40V39H93ZM95 40V41H96ZM140 39H138V41L137 42H140V41H142V40H140ZM159 40H161V39H159ZM242 40V39H241ZM248 39H246V41H247ZM257 40V39H256ZM73 41H75V40H73ZM245 41V40H244ZM45 42V41H44ZM136 42V41H135ZM161 42V41H160ZM249 42V41H248ZM260 42V41H259ZM46 43V42H45ZM47 43H48V41H47ZM76 43V42H75ZM122 43V42H121ZM121 43H119V45L121 44ZM130 43V42H129ZM256 43V42H255ZM51 44V43H50ZM77 44H79V42H77ZM140 44H143L142 42L140 43ZM139 44V45H140ZM147 44V43H146ZM162 44V43H161ZM164 44V43H163ZM251 44V43H250ZM57 45V44H56ZM80 45V44H79ZM122 45H124V43L122 44ZM126 45V44H125ZM131 46H132V44H130ZM233 45V44H232ZM235 45V44H234ZM239 45V44H238ZM246 45H247V43H246ZM256 45H258V44H256ZM255 45V47H247V49H246V53H245V55H247V57H245L243 60H245L244 62H245V65L247 64V65H249V66H252V65H255L256 67H263L264 68V43H262V44H260V45H258V46H256ZM52 46V45H51ZM118 46V45H117ZM117 46H109V50L107 51V53H104V54H106L107 55V59H112L113 60V62H114V66H115V70H116V74H115V77H113V80H114V82H115V84H116V86L114 87V88H112V91H111V96L113 95L114 97H115V102H116V109H114V111L116 112V116H115V121H114V123H113V128H112V130H111V128H110V132L107 130V132L109 133V134H112V135H117L119 132H120V134H121V130L119 129V128H117V123H119V124H122V123H124L125 121H127L126 120V118H128V117H132V116H134V114H135V109L134 108H131V106H128V105H131V104H128V103H126V99H125V95L127 96L129 93H132L133 95H136V96H140V94L142 93V89L143 90H145V94L146 93H148L149 94V96L153 99L154 98V96L155 95H157L158 97H159V99L161 100V102L163 103V105H168V99H167V97L163 94V88H166V90H164V92L166 93V91H170V89L169 88H171L170 86H172L171 85V83H172V81H171V79H168V82H166L165 81V78H164V76L163 75H161L160 73H162V72H167V73H169L170 74V76L174 73L175 75L178 73V75H181L182 74V72H184V71H182L181 69H180V66H179V64L176 62V63H173V61H175L176 59H175V57H174V55H173V53H172V46H171V44L169 43V42H167L166 43V45H165V49H166V51H167V53H166V57L165 56H163V57H159V59L157 60L156 59V61H153L152 63L154 64H156L157 65V67L160 69H158V71L157 72H159L160 71V73H158V74H156V73H153L151 70H147V69H145V67L144 66H141V64H140V62H136V64L138 65L137 67H136V70H132V68H130V67H128V66H126V65H124V64H122V61H121V58H120V49H118L117 48ZM127 46V45H126ZM136 46H138V45H136ZM142 46V45H141ZM148 46V45H147ZM164 46V45H163ZM230 46V45H229ZM242 46V45H241ZM245 46V45H244ZM249 46V45H248ZM62 47V46H61ZM80 47V46H79ZM149 47V46H148ZM234 47V46H233ZM239 47V46H238ZM131 48V47H130ZM98 49V50H99ZM239 49H240V47H239ZM243 49V48H242ZM59 50V47L57 48V51ZM163 50H164V48H163ZM233 51V50H232ZM245 51V50H244ZM244 51H243V53H244ZM42 52V51H41ZM67 52V51H66ZM228 52H230V51H228ZM236 52H237V50H236ZM75 53V52H74ZM188 54H190V53H188ZM233 54V53H232ZM65 55V54H64ZM160 55V54H159ZM162 55V54H161ZM192 55V54H191ZM234 55V54H233ZM92 56V55H91ZM98 56V55H97ZM97 56H96V58H97ZM195 56V55H194ZM122 57V56H121ZM124 57V56H123ZM123 57H122V59H123ZM17 58V57H16ZM30 58H34V54H32L31 52L30 53H28V54H25L24 55V57L21 59V61L22 62H25V60L27 61V60H29ZM39 57L37 56V55H35V60H32L31 62V65H30V67H28V68H24L21 72L23 73V75H25V76H27V77H29V78H48L50 81H54L55 80V78H57L56 77V75H57V73H58V71H59V69L61 68V66H62V62H61V60L62 59H60V60H57L56 62L55 61H52V60H45V59H38ZM94 59H95V57H93ZM158 58V57H157ZM194 58H196V57H194ZM193 58V56H192V59H191V61L193 60H195L196 61V59H194ZM242 59V58H241ZM240 59V60H241ZM93 60V59H92ZM131 60V59H130ZM16 61V60H15ZM15 61L14 62H12V66L14 67L17 63H15ZM21 61H19V62H21ZM94 61V60H93ZM127 61H128V59H127ZM195 61H194V63H195ZM241 62V61H240ZM102 63V62H101ZM151 63V62H150ZM190 63H193V62H190ZM92 64V63H91ZM242 64V63H241ZM96 65V69H98L99 70V68H100V66L96 63L95 64ZM194 65V64H193ZM192 65V66H193ZM106 66V65H105ZM152 66V65H151ZM242 66V65H241ZM63 67V66H62ZM164 67V68H163ZM108 68H110V67H108ZM112 68V67H111ZM161 68H163L165 71H163V69L161 70ZM260 68V69H261ZM106 69V68H105ZM259 69V70H260ZM61 70V69H60ZM154 70V69H153ZM196 70V69H195ZM248 70V69H247ZM252 70V69H251ZM264 70V69H263ZM105 71H107V70H105ZM194 71V70H193ZM242 71V70H241ZM245 71V73H246V70H244ZM243 71V72H244ZM258 71V70H257ZM171 72V73H170ZM240 72V71H239ZM261 72V71H260ZM21 73V74H22ZM61 73V72H60ZM167 73H165L164 75H166V76H168L169 74H167ZM226 73V72H225ZM258 73V72H257ZM228 74H231V73H228ZM239 74V73H238ZM19 75H20V72H19ZM183 75V74H182ZM185 75H187V74H185ZM184 75V76H185ZM227 75V74H226ZM240 75V74H239ZM242 75H244V73L242 74ZM242 75H241V77H242ZM259 75V74H258ZM261 75H262V73H261ZM172 76H174V75H172ZM229 76V75H228ZM232 76V75H231ZM238 76V75H237ZM18 77V76H17ZM193 77H195V76H193ZM244 77H246V75L244 76ZM244 77L242 78V79H244ZM168 78H170V77H168ZM184 79L182 80L183 82H184V80H185V77H183ZM228 78H230V77H228ZM231 78H233V77H231ZM261 78V77H260ZM21 79V78H20ZM174 78H172V80H173ZM193 79V78H192ZM255 79V78H254ZM263 79V78H262ZM22 80L24 81L25 79L24 78H22ZM27 80V79H26ZM36 80V79H35ZM39 80V79H38ZM126 80V81H125ZM181 80V79H180ZM201 81H202V79H200ZM208 80V79H207ZM226 80V79H225ZM246 79H244V80H242V81H244V82H247V84L249 83L247 80H248V78H247V80L245 81ZM250 80V79H249ZM19 81H21V80H19ZM22 81V82H23ZM30 81V80H29ZM107 81V80H106ZM176 81V80H175ZM175 81L173 80V82L175 83ZM177 81H178V79H177ZM191 81H193V80H191ZM197 80H195V82H196ZM205 81V80H204ZM203 81V82H204ZM209 81H210V78H209ZM208 81V82H209ZM222 81H223V79H222ZM240 81V80H239ZM251 81V80H250ZM254 81V80H253ZM24 82H26V81H24ZM57 82V81H56ZM104 82V81H103ZM108 82V81H107ZM179 82V81H178ZM227 82H228V80H227ZM231 82V81H230ZM237 82V81H236ZM51 83V82H50ZM49 83V84H50ZM167 83H168V85H167ZM169 83H170V85H169ZM173 83V84H174ZM180 83V82H179ZM178 83V84H179ZM225 83V82H224ZM242 83V82H241ZM252 83V82H251ZM52 84H54V83H52ZM75 84V83H74ZM176 84H177V82H176ZM196 83H192V86L194 87V86H196L195 85ZM223 84V83H222ZM225 84H227V83H225ZM243 84H246V83H243ZM76 85V84H75ZM74 85V86H75ZM92 85V84H91ZM204 85V84H203ZM224 85H221V87H222V89L224 88L223 87ZM248 86V85H247ZM250 86V85H249ZM90 87V86H89ZM180 87V86H179ZM175 88H176V85H175ZM195 88V87H194ZM202 88H204V87H202ZM215 88V87H214ZM73 89H75V88H73ZM72 89V90H73ZM93 89V88H92ZM199 89V88H198ZM197 89V90H198ZM210 89H211V87H210ZM77 90V89H76ZM94 90V89H93ZM92 90V91H93ZM174 90V89H173ZM193 90V89H192ZM212 90H214V89H212ZM226 90H229V89H226ZM225 89H224V91H226ZM207 91V90H206ZM208 91H209V89H208ZM216 91H218V89L217 90H215V92ZM230 91V90H229ZM74 92H75V90H74ZM74 92L73 93H71V94H74ZM77 92V91H76ZM75 92V93H76ZM94 92V91H93ZM92 92V93H93ZM172 92V91H171ZM178 92V91H177ZM228 92V91H227ZM86 93L88 94L89 93V91H88V88H84V86L82 87L80 84L78 85V94L80 95V96H85L86 95ZM104 93H106V95H107V91L105 92L104 91ZM175 93V90H174V92H173V94ZM207 93V92H206ZM210 93V95H211V93H212V91L211 92H209ZM214 93V92H213ZM218 93V92H217ZM90 94V93H89ZM147 94V95H148ZM177 94V93H176ZM193 94V93H192ZM205 94V93H204ZM203 94V95H204ZM208 94V93H207ZM231 94V92L229 93V95ZM194 96H195V101H196V103H198L199 105L197 106V108L192 112V114H190V115H188L186 118H183L184 119V121L182 122L183 123V126H181L182 128H183V133H184V135L186 136V138H189L190 140H191V142H192V144L194 145L193 146V148L194 149H197V147H196V145H198V147H200L201 145L203 146V144L204 145H206V142L208 141V139L210 140L211 138H213V137H215L216 135H218V134H221L220 136H222L223 137V140L222 141H225V142H228V135H229V133L231 132V129L232 130H235V131H237V132H241L242 131V133L244 134V136L245 137H247V138H250V139H252V140H257V141H259V142H261V146L264 148V142L262 141V137L257 133V131L255 130V124L253 123H251V124H249V123H247V122H244V119H243V117H239V118H237V120L236 121H233V120H231V119H229V117H228V113L227 112H225L224 111V109H220L219 111H217V112H212V110H210L209 111V107H208V105H204V103L203 104H201L202 102H200V99H202L201 97L203 96H201V94H200V96H198V93L196 92V91H194V94H193ZM209 95V94H208ZM222 95V94H221ZM78 96V95H77ZM76 96V97H77ZM79 96V97H80ZM105 96V95H104ZM142 96V95H141ZM213 96V95H212ZM216 96V95H215ZM217 96H218V94H217ZM216 96V97H217ZM90 97V96H89ZM92 97V96H91ZM102 97V96H101ZM106 97H108V96H106ZM110 97V96H109ZM108 97V98H109ZM114 97H112L113 99H114ZM148 97V96H147ZM174 97V96H173ZM176 97V96H175ZM177 97H178V95H177ZM176 97V98H177ZM206 97V96H205ZM205 97H203L204 99H206ZM219 97V96H218ZM218 97L216 98L217 100H218ZM82 98V97H81ZM85 97H83V99H84ZM94 98V97H93ZM98 98H100V97H98ZM107 98V99H108ZM141 98V97H140ZM180 98V97H179ZM208 98V97H207ZM220 98H225V97H220ZM72 99H75V98H72ZM77 99V98H76ZM90 99V98H89ZM95 99V98H94ZM104 99V98H103ZM139 99V98H138ZM159 99H157V101L159 100ZM174 99V98H173ZM203 99V100H204ZM210 99V98H209ZM208 99V100H209ZM211 99H212V97H211ZM210 99V100H211ZM214 99V98H213ZM81 101H82V99H80ZM79 100V101H80ZM88 100V99H87ZM96 100H97V97H96ZM101 99H99V101H100ZM105 100V99H104ZM129 100V99H128ZM145 100V99H144ZM207 100V99H206ZM219 100H221V99H219ZM243 100V99H242ZM74 101V100H73ZM78 101V102H79ZM89 101V100H88ZM94 101V100H93ZM93 101H92V103H93ZM103 101V100H102ZM108 101V100H107ZM106 101V102H107ZM142 101V100H141ZM151 101V100H150ZM194 101V100H193ZM202 101V100H201ZM74 102H76V101H74ZM77 102V103H78ZM87 102V101H86ZM91 102V101H90ZM106 102H104V103H106ZM127 102H129V101H127ZM131 102V101H130ZM133 102V101H132ZM207 102V101H206ZM212 102V101H211ZM218 102V101H217ZM216 102V104H219V103H217ZM224 102V101H223ZM81 103V102H80ZM98 103V102H97ZM154 103V102H153ZM160 103V102H159ZM177 103H178V101H177ZM195 103V104H196ZM221 103V102H220ZM227 103V102H226ZM244 103V102H243ZM115 104V103H114ZM128 104V105H127ZM210 104V103H209ZM223 104V103H222ZM88 105V104H87ZM96 105V104H95ZM99 105V104H98ZM161 105V104H160ZM177 105V104H176ZM197 105V104H196ZM83 106H85V105H83ZM216 106V105H215ZM218 106V105H217ZM81 107V106H80ZM88 107H89V105H88ZM87 107V108H88ZM180 107V106H179ZM194 107V106H193ZM224 107V106H223ZM256 107V106H255ZM85 108V107H84ZM91 108V109H90ZM96 110H98V108L99 107H97L96 106ZM101 108V107H100ZM214 108V107H213ZM220 108V107H219ZM82 109V108H81ZM86 109V108H85ZM84 109V110H85ZM89 109L91 110V111H94L95 110V106H94V104L93 105H91V107H89ZM103 109V108H102ZM166 109V108H165ZM89 110V111H90ZM209 111V113H205V111ZM237 110V109H236ZM90 111V112H91ZM191 111V110H190ZM228 111V110H227ZM256 112H261L262 113V111L261 110H259V111H257V110H255ZM89 112V113H90ZM97 113H98V111H96ZM114 112V113H115ZM259 112V113H260ZM95 113V112H94ZM93 113V114H94ZM101 113V112H100ZM160 113V112H159ZM163 113V112H162ZM162 113H161V115H162ZM246 113V112H245ZM93 114H92V116H93ZM102 114V113H101ZM144 114V113H143ZM240 114V113H239ZM255 114V113H254ZM263 114V113H262ZM95 115V114H94ZM97 115V114H96ZM246 115V114H245ZM89 116V115H88ZM100 116V115H99ZM98 115L96 116V117H99ZM157 116H158V113L156 114V113H154L153 111H150V113H148L147 114V116H145V117H143L142 118V120H140L139 121V124H141L142 122H145L146 123V126L145 125H143V127L145 126L146 127V129H149V131H151L152 133H163V131H164V128L163 127H161L160 125H159V121H157ZM257 116V115H256ZM261 116V115H260ZM87 117V116H86ZM95 117V118H96ZM159 117V116H158ZM164 117H166L165 115H164ZM250 117V116H249ZM253 117V116H252ZM89 118V117H88ZM94 118V119H95ZM255 118V117H254ZM261 118V117H260ZM264 117H262L261 119H263ZM91 119V118H90ZM182 119V118H181ZM246 119V118H245ZM86 120V119H85ZM166 120V119H165ZM253 121V120H252ZM251 121V122H252ZM257 121V120H256ZM263 121V120H262ZM132 122V121H131ZM135 122V121H134ZM204 123H206V130H204L203 129V126H202V124H204ZM219 123V124H218ZM220 123L222 124V126L220 125ZM83 124V123H82ZM100 124V123H99ZM133 124V123H132ZM143 124V123H142ZM165 124V123H164ZM163 124V125H164ZM85 125V124H84ZM131 125V124H130ZM162 125V126H163ZM86 126V125H85ZM88 126V125H87ZM228 126H231V128H226V127ZM108 127V126H107ZM132 127H134L133 125H132ZM204 127H205V125H204ZM81 128V127H80ZM89 128V127H88ZM104 128H106V127H104ZM128 128H129V125H128ZM76 130H77V128H75ZM83 129V128H82ZM107 129V128H106ZM166 129V128H165ZM75 130V131H76ZM79 130V129H78ZM94 130H96V129H94ZM99 130V129H98ZM105 130V129H104ZM75 131H73V133L75 132ZM101 131V130H100ZM103 131V130H102ZM77 132V131H76ZM80 132V131H79ZM85 132V131H84ZM83 132V133H84ZM166 132V131H165ZM58 133V132H57ZM86 133H88V131L87 132H85L84 134L86 135ZM93 133H95V132H93ZM93 133H90L91 134V136L93 135ZM99 133H101V132H99ZM99 133H98V135H99ZM108 133H106L107 135H108ZM123 133H124V131H123ZM145 133V132H144ZM236 133V132H235ZM79 134V133H78ZM77 134V136H80V135H83V136H85L84 134H82V132H80V134L78 135ZM102 134V133H101ZM100 134V135H101ZM165 134V133H164ZM87 135H89V134H87ZM99 135V136H100ZM144 135V134H143ZM163 135V134H162ZM183 135V136H184ZM83 136H81V137H83ZM94 136H96V135H94ZM103 136V135H102ZM106 136V135H105ZM111 136V135H110ZM150 136V135H149ZM165 136V135H164ZM86 137V136H85ZM117 137V136H116ZM118 137H121V136H118ZM160 137V136H159ZM240 137V136H239ZM84 138V137H83ZM88 138V137H87ZM91 138V137H90ZM95 138V137H94ZM93 138V139H94ZM96 138H100V137H96ZM95 138V139H96ZM102 139L104 138V137H101ZM184 137H182V139H183ZM186 138H184V139H186ZM238 138V137H237ZM243 138V137H242ZM74 139V138H73ZM75 139H76V137H75ZM74 139V140H75ZM77 139H80L79 137L77 138ZM82 139V138H81ZM85 139V138H84ZM93 139H90V140H88V139H86V140H88V141H91V143H89L88 141L86 142V140H85V142L87 143V144H90V145H87V146H84L83 145V143H82V147H80V150L78 151V150H76V147L73 145V143H72V145L71 146H74L75 148H73L75 151H78V152H76V154H78V157H77V155L75 154V156L77 157V159L79 160V163H81L82 164V166L83 167H85V168H87V170L88 171H90L89 169H91V166H93V167H95V166H97L98 168L99 167H101V171L103 172V175L101 174L100 176H103L104 177V179H106L107 181H110V182H112L113 183V185H114V183H117V184H120V185H123V186H121V187H127L128 189H131V190H134V191H137V192H141V186H140V184L141 183H138V182H143V181H145L146 182V180H147V183H151V180H153V179H150V178H152V176H150V174H149V172L151 171V168L152 167H154V166H152V163H154L155 164V162H157L156 161V159H155V162H152L151 163V157L149 156L150 155V153H149V155H148V157L150 158V160H148L147 158H145V159H147L148 161H149V163H151L150 165H151V168H150V165H146L144 162V160H142V161H140V160H135V156H137V155H139L140 154V151L142 150L141 149V147H142V145L140 144V151H139V154H138V152H136V150H138V149H136L135 150V152H133L132 154L133 155H135L134 157L132 156V154H129L130 153V151L128 152V154L127 153H123V151L121 150V148H120V150H118L117 148H115L113 145L111 146V147H109V150H106V148H104V147H102V146H100V145H94V143L92 144V142L95 140H93ZM106 140L108 139V138H105ZM104 139V140H105ZM111 139V138H110ZM110 139H108L107 140V142L110 140ZM117 139H119V138H117ZM116 139V140H117ZM121 139V138H120ZM120 139L118 140V141H120ZM123 139V138H122ZM215 139V138H214ZM93 140V141H92ZM96 140H99V139H96ZM104 140H102V141H104ZM212 141H213V139H211ZM219 140V139H218ZM63 140H61V142H62ZM69 141V142H68ZM68 141H66V143L68 142L69 144V147H70V141L71 140H68ZM80 141V140H79ZM114 141H115V138H114ZM117 141V142H118ZM123 141V140H122ZM178 141V140H177ZM212 141H210V142H212ZM216 141V140H215ZM61 142H59V143H61ZM72 142V141H71ZM95 142V141H94ZM97 142H99L100 143V141H97ZM96 142V143H97ZM105 142V141H104ZM110 142V141H109ZM128 142V141H127ZM135 142V141H134ZM134 142L133 143H129V144H131V146H132V144H134ZM149 142V141H148ZM183 142V141H182ZM190 142V143H191ZM214 142V141H213ZM212 142V143H213ZM217 142V141H216ZM225 142H224V144H225ZM252 142V141H251ZM57 143V145H58V142H56ZM74 143H76V140H75V142ZM111 143V142H110ZM109 143V145H111ZM126 143V142H125ZM139 143H142V141L141 142H139ZM152 143V142H151ZM157 143V142H156ZM220 143H221V141H220ZM223 143V142H222ZM230 143H231V141H230ZM63 144L64 145H66L64 142H63ZM63 144L61 143V144H59L58 146H60L59 148H63L64 146H63ZM77 144V143H76ZM85 144V143H84ZM104 144V143H103ZM106 144V143H105ZM116 144V142L114 143V145ZM120 144H121V142H120ZM123 144H124V141H123ZM136 144H137V142H136ZM136 144H134V146L136 145ZM144 144V143H143ZM150 144V143H149ZM148 144V145H149ZM154 144V143H153ZM162 144V143H161ZM160 144V145H161ZM208 144H209V142H208ZM217 144V143H216ZM215 144V145H216ZM229 144V143H228ZM57 145H56V148H57ZM68 145H66V146H68ZM125 145V144H124ZM138 145V144H137ZM147 145V146H148ZM252 145V144H251ZM53 146H54V144H53ZM53 146H52V148H53ZM63 146V147H62ZM78 146V145H77ZM80 146V145H79ZM79 146L77 147L78 149H79ZM83 146H84V150L83 149H81V148H83ZM104 146V145H103ZM125 146H127V145H125ZM133 146V147H134ZM139 146V145H138ZM156 146H158L159 147V144L158 145H156ZM156 146H155V148H156ZM211 146V145H210ZM212 146H214V145H212ZM218 146V145H217ZM220 146V145H219ZM223 146V145H222ZM253 146V145H252ZM116 147H117V145H116ZM121 147V146H120ZM129 147V146H128ZM132 147V148H133ZM146 147V146H145ZM161 147V146H160ZM164 147H166V146H164ZM228 147V146H227ZM248 147H250V146H247V148ZM52 148H49V151L51 152V154H52V152H53V149L55 148V146H54V148L52 149ZM135 148H136V146H135ZM135 148H133V151H134V149ZM139 148V147H138ZM143 148H144V146H143ZM146 148H148V147H146ZM154 148V149H155ZM162 148V147H161ZM209 148V147H208ZM207 148V149H208ZM252 148V147H251ZM50 149H52V151L50 150ZM58 149V148H57ZM57 149H54V151L55 150H57ZM64 149V151L65 150H67L66 148H63ZM63 149H59V150H63ZM70 149V150H69ZM123 149H125V148H123ZM128 149H131L130 147L128 148ZM128 149H125L124 151H126L127 152V150ZM157 149V148H156ZM203 149V148H202ZM204 149H206V146L204 147ZM254 149V148H253ZM72 150V147L71 148H68V150H67V152H70ZM143 150H145V149H143ZM142 150V151H143ZM166 150V149H165ZM185 150V149H184ZM189 150V149H188ZM193 150V149H192ZM249 150V149H248ZM252 150V149H251ZM64 151H62L63 152V155L65 154V153H67V152H65L64 153ZM73 151V150H72ZM72 151H71V156H73V161L74 160H76L75 158H74V154L72 155ZM74 151V152H75ZM132 151V150H131ZM146 151H148V149H146ZM143 152V153H145L146 155L148 154V152ZM150 151V150H149ZM155 151V150H154ZM198 151H199V149H198ZM213 151H215L214 149H213ZM228 151V150H227ZM237 151V150H236ZM150 152H152V151H150ZM189 152V151H188ZM200 152V151H199ZM198 152V153H199ZM201 152H202V150H201ZM205 152V151H204ZM232 152V151H231ZM233 152H235V151H233ZM232 152V153H233ZM238 152V151H237ZM240 152H242V151H240ZM239 152V153H240ZM244 152V151H243ZM246 152H247V150H246ZM61 153V152H60ZM59 152H58V155H59V157H61V154H60ZM136 153H137V155H136ZM190 153V152H189ZM217 153V152H216ZM215 153V154H216ZM222 153V152H221ZM249 153H253V151L252 152H250L249 151ZM254 153H255V151H254ZM57 155V153H56V151L55 152H53V154L52 155ZM116 154H118V155H116ZM142 154V153H141ZM163 154V153H162ZM184 154V153H183ZM187 154V153H186ZM191 154V153H190ZM195 154V153H194ZM202 154V153H201ZM201 154L199 153L198 155H200L201 156ZM222 154H224V153H222ZM226 154V153H225ZM231 154V153H230ZM242 154V153H241ZM244 154H246V153H244ZM62 155V156H63ZM158 155V154H157ZM197 155V154H196ZM196 155H194V156H196ZM198 155H197V157H198ZM217 155V154H216ZM220 155V154H219ZM229 155V154H228ZM231 155H233V154H231ZM235 155V154H234ZM240 155V154H239ZM249 155V154H248ZM251 155V154H250ZM69 156V155H68ZM71 156H69V157H71ZM140 156V155H139ZM139 156H137V158L139 157ZM142 156V155H141ZM145 156V155H144ZM166 156V155H165ZM186 156H188V154L186 155ZM193 156V157H194ZM203 156V155H202ZM210 156H211V154H210ZM209 156V157H210ZM214 156V155H213ZM221 156V155H220ZM225 156V155H224ZM237 155H235V157H236ZM245 156V155H244ZM252 156H255V155H251V157ZM258 157H260L259 155H257ZM59 157H57V158H59ZM65 157V156H64ZM64 157H61V159L62 158H64ZM68 157V158H69ZM143 157V156H142ZM163 157H164V155H163ZM185 157V156H184ZM190 156H188V158H189ZM215 158L216 157H218V156H214ZM235 157H233V158H235ZM241 157V156H240ZM250 157V158H251ZM258 157H256L254 160H256V159H259ZM55 158H56V156H55ZM56 158V160L55 159H53L52 161H57L58 159ZM154 158V157H153ZM159 158V157H158ZM199 159H201L200 157H198ZM203 158V157H202ZM206 158V156L204 157V159ZM212 158V157H211ZM215 158H213L214 159V161H215ZM218 158H220V157H218ZM221 158H223V157H221ZM231 159L230 157H226L225 159ZM246 158H247V156H246ZM248 158H249V156H248ZM249 158V159H250ZM252 158H254V157H252ZM262 158V157H261ZM142 159V158H141ZM159 159H162V156H161V158H159ZM165 159V158H164ZM191 159V158H190ZM210 159V158H209ZM209 159H206L207 160V162H210V161H208ZM217 159V158H216ZM243 159V158H242ZM69 159H67V161H68ZM184 160H185V158H184ZM205 160V161H206ZM212 160V159H211ZM253 160V161H254ZM48 162H49V160H47ZM66 161V160H65ZM77 161V160H76ZM153 161V160H152ZM164 161V160H163ZM189 161H191V160H189ZM203 162L204 163V165L205 166H207L205 163L206 162ZM229 161V160H228ZM257 161V160H256ZM53 162V164H55L56 163V165L59 163L58 161V163L57 162H55L54 163ZM64 162V161H63ZM62 162V163H63ZM75 162V161H74ZM212 162H213V160H212ZM255 162V161H254ZM43 163H45V161L43 162ZM61 163V164H62ZM67 164V162H64V164ZM76 163H78V162H76ZM75 163V164H76ZM78 163V164H79ZM148 163V162H147ZM148 163V164H149ZM158 163H159V161H158ZM158 163H156V164H158ZM161 164H163L162 163V161L160 162ZM160 163H159V165H160ZM180 163V162H179ZM192 163H194V162H192ZM243 163V162H242ZM260 162H258V164H259ZM262 163V162H261ZM49 163H47V165H48ZM50 164H52L51 163V161H50ZM60 164V163H59ZM213 164H214V162H213ZM249 164V163H248ZM45 166V168L46 167H48L46 164H44ZM56 165H55V167H56ZM71 164H69V166H70ZM73 165V164H72ZM163 165H166V164H163ZM210 165H212V163L210 164ZM221 165V164H220ZM231 165V164H230ZM233 165V164H232ZM2 166V165H1ZM52 166V165H51ZM50 165H49V167L48 168H52V167H54V166H52L51 167ZM74 166V165H73ZM76 166V165H75ZM74 166V167H75ZM81 166V165H80ZM80 166H77V167H80ZM81 166V167H82ZM145 166H147V167H149V169L147 168V167H145ZM160 166H162V165H160ZM174 166V165H173ZM173 166H172V168H173ZM189 166H192V165H189ZM213 166V165H212ZM225 166V165H224ZM258 166H262V165H258ZM263 166H264V164H263ZM262 166V167H263ZM40 167L42 168V166L40 165ZM40 167H39V169H40ZM60 167H61V165H60ZM63 167H64V165H63ZM158 167V166H157ZM156 167V168H157ZM163 167V166H162ZM165 167H167V166H164V168ZM175 167V166H174ZM179 167V166H178ZM196 167H197V165H196ZM200 167V166H199ZM208 167V166H207ZM255 167V166H254ZM257 167V166H256ZM59 168V167H58ZM57 168V169H58ZM73 168V167H72ZM156 168H155V170H156ZM176 168V167H175ZM181 168V167H180ZM212 168V167H211ZM218 172H216V173H218V176L216 175V178H218L219 180H220V189L222 190V191H224V193H231V192H233V193H235L236 195H238V197L240 196V199L241 198H243L240 202L241 203H237L238 205V208H239V210L240 211H238V213L240 212L241 213V215L243 214V216L245 217V219L246 220H251V217H252V215H254V214H256L257 213V209H256V206H255V193H257V191H256V188H259V189H261V183H259L258 181H259V179H261L260 178V175L259 176H257V175H255V176H253V179H254V181H255V184L254 185H251L250 183H248V182H246L245 180H238V178L236 179V178H234L233 176H230L228 173H229V171H231V170H229L228 171V173L225 171V170H223L222 169V167H220L219 165H218ZM242 168V167H241ZM245 168V167H244ZM246 168H248V167H246ZM264 168V167H263ZM38 169V170H39ZM43 169V168H42ZM80 169V168H79ZM177 169V168H176ZM214 169V168H213ZM230 169V168H229ZM254 169V168H253ZM256 169V168H255ZM259 169H260V167H259ZM2 170H3V168H2ZM62 170V169H61ZM72 170H74V169H71V171ZM76 170V169H75ZM74 170V171H75ZM98 170V169H97ZM148 170H150L149 172H148ZM153 170H154V168H153ZM160 170H161V167H160ZM158 168H157V171H160ZM162 170H164V169H162ZM165 170H167V169H165ZM168 170H169V167H168ZM173 170H175V169H173ZM179 170V169H178ZM193 170H194V168H193ZM197 170H198V168H197ZM196 170V171H197ZM204 170V169H203ZM215 170V169H214ZM227 170V169H226ZM234 170H236V168L234 169ZM40 172L41 171H44V170H39ZM39 171H37L38 173V178L40 177L41 178V176H40V174H39ZM67 171V170H66ZM71 171L69 170L67 173H69L70 172V174H71ZM76 171H78V170H76ZM157 171L155 172V173H157ZM181 171V170H180ZM209 171V170H208ZM240 171V170H239ZM247 171H249L248 169H247ZM258 171V170H257ZM260 171H262V170H260ZM259 171V172H260ZM16 172V171H15ZM46 172V171H45ZM62 172V171H61ZM91 172H95V171H91ZM161 172V174H164V173H166L167 174V172L165 171H163L164 173H162V171H160ZM170 172H172V171H170ZM169 172V173H170ZM178 172V171H177ZM202 172V171H201ZM215 172V171H214ZM240 172H242V171H240ZM246 172V171H245ZM244 172V173H245ZM44 173V172H43ZM42 172H41V174H43ZM67 173H65L66 174V176H67ZM155 173H153V175H155ZM159 173V172H158ZM168 173V174H169ZM180 173V172H179ZM203 173V172H202ZM208 174H209V172H207ZM213 173V172H212ZM216 173H213V174H216ZM234 173V172H233ZM236 173V172H235ZM253 173V172H252ZM252 173H250V175L252 174ZM46 174H48V173H46ZM82 174H83V172H82ZM85 174V173H84ZM91 174V173H90ZM100 174V173H99ZM167 174V175H168ZM173 174V173H172ZM171 174V175H172ZM175 174V173H174ZM173 174V175H174ZM177 174V173H176ZM174 175L175 177H181V179H175V177L174 176H172L171 178H174L175 180H179V181H181V180H183L182 178H184L183 177V175L181 176H179V175ZM182 174V173H181ZM204 174V173H203ZM212 174V175H213ZM232 174V173H231ZM261 174V173H260ZM93 175V174H92ZM152 175V174H151ZM160 175V174H159ZM170 174L167 176V177H169L170 178V176H171ZM237 175V174H236ZM241 176H243L242 174H240ZM45 176V175H44ZM48 176V175H47ZM49 176H51V175H49ZM69 176H71V175H69ZM75 176V175H74ZM73 176V178H75ZM87 176V175H86ZM163 176H166V175H162V177ZM235 176V175H234ZM238 176V175H237ZM245 176H248L247 174H245ZM52 177V176H51ZM215 177V176H214ZM240 177V176H239ZM251 177V176H250ZM49 178V177H48ZM244 178V177H243ZM252 178V177H251ZM41 179H43V176H42V178ZM80 179V178H79ZM82 179V178H81ZM85 179V178H84ZM101 179H102V177H101ZM155 179V178H154ZM162 179V178H161ZM164 179H166V177L164 178ZM168 179V178H167ZM174 179H171V180H173L174 181ZM245 179V178H244ZM262 179H264V178H262ZM19 180V179H18ZM45 180V179H44ZM44 180H40L41 182H43V184L45 183L44 182ZM157 180V179H156ZM171 180H169L168 182H170ZM247 180V179H246ZM250 180V179H249ZM248 180V181H249ZM34 181H36V179H33L32 180V182H34ZM39 181V179H38V182H40ZM47 181H49V180H47ZM212 181V180H211ZM264 181V180H263ZM262 181V182H263ZM37 182V181H36ZM40 182V183H41ZM104 182L105 181H103V184H104ZM145 182H143V185H146L147 183H145ZM185 182V181H184ZM183 182V183H184ZM188 181H186V183H187ZM219 182V181H218ZM253 182V181H252ZM251 182V183H252ZM261 182V181H260ZM17 183V182H16ZM73 183V182H72ZM75 183V182H74ZM112 183H110V186H111V184ZM145 183V184H144ZM156 183H158V182H156ZM165 183V182H164ZM172 183V182H171ZM176 183H178L177 181H176ZM182 183V184H183ZM25 184V183H24ZM33 184H35V182L33 183ZM51 184V183H50ZM79 184H81V183H79ZM78 184V185H79ZM117 184H115V185H117ZM152 184V183H151ZM154 185H155V181H154V183H153ZM181 184V185H182ZM234 184H236V185H234ZM258 184H260V186L259 187H257L258 186ZM42 185V184H41ZM48 185V184H47ZM47 185H45L46 186V188H45V190L47 189ZM65 185V184H64ZM70 185V187L72 186V184H69ZM75 186H78L77 184H74ZM81 185H83V183L81 184ZM86 185V184H85ZM149 185V184H148ZM153 185V186H154ZM184 186L185 185H187V184H183ZM18 186H20V185H18ZM25 186V185H24ZM34 186V185H33ZM38 186H39V183H38ZM74 186V187H75ZM84 186V185H83ZM82 186V187H83ZM86 186H88V185H86ZM86 186H84L83 188L85 189V187ZM147 186V185H146ZM145 186V187H146ZM156 186V185H155ZM172 186V185H171ZM7 187H8V185H7ZM26 187V186H25ZM40 187V186H39ZM38 187V188H39ZM43 187V186H42ZM62 187H63V185H62ZM62 187H61V189H62ZM69 187V188H70ZM73 187V188H74ZM90 187V186H89ZM156 187H158V186H156ZM168 187V186H167ZM180 187H182V186H180L179 185V183H178V188H180ZM188 190L190 189V186L188 185ZM192 187V186H191ZM11 188H12V186H11ZM21 188V187H20ZM27 188V187H26ZM50 188H52L51 186H50ZM53 188H57L56 186H54ZM65 188V187H64ZM72 188V189H73ZM77 189H75L74 188V190H77L78 192H82L83 190L82 189H80V186H78V187H76ZM88 188V187H87ZM86 188V190H88V191H90V189H87ZM148 188V187H147ZM151 188V187H150ZM185 188V187H184ZM184 188H182L181 190H183ZM187 188V187H186ZM195 188H197V189H200V192H199V190L196 192V193H201L202 191V189L199 187V185H197ZM194 188V189H195ZM219 188V187H218ZM15 189V188H14ZM29 189V188H28ZM31 189V188H30ZM35 189H36V187H35ZM42 190H43V188H41ZM48 189H49V187H48ZM57 189H59L60 190V188H57ZM71 189V188H70ZM69 189V190H70ZM71 189V190H72ZM127 189V190H128ZM146 189V188H145ZM16 190V189H15ZM18 190V189H17ZM21 190V189H20ZM24 190H25V188H24ZM41 190V192H43V191H45V190H43L42 191ZM55 190V189H54ZM69 190H67V192L69 193ZM82 190V191H81ZM96 190H98V189H96ZM95 190V191H96ZM101 190V189H100ZM105 190V189H104ZM125 190V189H124ZM151 191H152V188L150 189ZM156 190H157V188H156ZM159 190V189H158ZM165 190V189H164ZM168 190V189H167ZM170 190V189H169ZM180 190V189H179ZM185 190H187V189H185ZM187 190V191H188ZM11 191H13V189H11ZM29 191V190H28ZM50 191V190H49ZM52 191H53V189H52ZM62 191V190H61ZM77 191H75L76 192V195L78 194V192ZM85 191V190H84ZM88 191H86L87 193H88ZM93 191V190H92ZM103 191V190H102ZM106 191H107V189H106ZM129 191V190H128ZM133 191V192H134ZM147 192H148V190H146ZM155 191V190H154ZM176 191H178V190H176ZM190 191L192 192V190H189V194H190ZM256 191V192H255ZM9 192V191H8ZM20 192V191H19ZM18 192V193H19ZM30 192V191H29ZM34 192V191H33ZM39 192H40V189H39ZM56 193H57V191H55ZM55 192H54V194H55ZM72 192V191H71ZM70 192V193H71ZM75 192H73L74 193V198H75ZM85 192V193H86ZM96 192H98V191H96ZM105 192V191H104ZM113 193H114V191H112ZM133 192H132V194H133ZM137 192H135V193H137ZM160 192V191H159ZM159 192H158V195H160L161 193L163 194V192L161 191L160 192V194H159ZM165 192H166V190H165ZM170 192V191H169ZM168 192V193H169ZM185 192V191H184ZM259 192V191H258ZM260 192H261V190H260ZM35 193H36V190H35ZM35 193H32V195L33 194H35ZM44 193V192H43ZM41 194V195H44V194ZM45 193H47V190H46V192ZM50 193V192H49ZM52 193V192H51ZM84 193V192H83ZM82 193V195H81V197H79L78 198V200L80 199V198H84L85 197V195L87 194H83ZM93 194H95L94 193V191L92 192ZM99 193H100V191H99ZM112 193V194H113ZM116 193V192H115ZM114 193V194H115ZM130 193V192H129ZM152 193V192H151ZM168 193L166 194V195H168ZM194 193H195V191H194ZM204 193V192H203ZM208 193V192H207ZM262 193V192H261ZM5 194H7V193H5ZM10 194H11V192H10ZM58 195H59V193H57ZM63 194H65V192L63 193ZM89 194H91V193H89ZM104 194V193H103ZM109 195L111 194V193H108ZM108 194H107V196H108ZM114 194L112 195V196H114ZM154 194H156V193H154ZM170 194V193H169ZM175 194V193H174ZM181 194V193H180ZM187 194H188V192H187ZM187 194H184V195H187ZM202 194V193H201ZM13 195V194H12ZM25 194H21V196H24ZM39 195V194H38ZM46 195V194H45ZM48 195V194H47ZM78 195H80V194H78ZM96 195V199H98L99 198V196H100V194L99 195H97V194H95ZM94 195V196H95ZM101 195H102V193H101ZM116 195H119L118 193L116 194ZM121 195V194H120ZM119 195V196H120ZM135 195V194H134ZM137 195H140V194H137ZM142 195H143V191H142ZM157 195V194H156ZM165 195V194H164ZM178 195H179V193H178ZM193 195V194H192ZM195 195V194H194ZM193 195V196H194ZM235 195V196H236ZM37 196V195H36ZM71 196V195H70ZM73 196V195H72ZM71 196V197H72ZM88 197H89V195H87ZM104 197H102V196H100V199H102V201H106V198H107V196H105V194L103 195ZM111 196V195H110ZM145 196V195H144ZM171 196H173V195H171ZM175 196H176V194H175ZM174 196V197H175ZM180 196V195H179ZM183 196V195H182ZM181 196V197H182ZM189 196V195H188ZM192 196V197H193ZM199 196V195H198ZM197 196V197H198ZM207 196H208V194H207ZM235 196H234V198H235ZM8 197H9V195H8ZM12 197V196H11ZM27 197V196H26ZM26 197H25V199H26ZM35 197V196H34ZM49 197H50V195H49ZM51 197H52V195H51ZM55 197H57V195L55 196ZM67 197V196H66ZM117 197V196H116ZM123 197V196H122ZM158 197V196H157ZM156 197V198H157ZM159 197H163V196H159ZM165 197V196H164ZM163 197V198H164ZM166 197H168V196H166ZM181 197H179V198H181ZM186 197V196H185ZM190 197V196H189ZM188 197V198H189ZM196 197V196H195ZM14 198L15 197H13V200H14ZM22 198V197H21ZM61 198V197H60ZM68 198H69V196H68ZM121 198V197H120ZM120 198L118 199V200H120ZM135 198V197H134ZM149 198H150V196H149ZM172 198V197H171ZM170 198V196H169V199H171ZM194 198V197H193ZM257 198V197H256ZM7 199V198H6ZM5 199V200H6ZM12 199V198H11ZM18 199H20V198H18ZM18 199H15V201L16 200H18ZM36 199V198H35ZM46 199V198H45ZM51 199V198H50ZM54 199V201H53V203H52V212H53V214L55 215V217H59V215L61 214V202H63L64 203V199L62 200V201H60V200H58L59 199V197L58 198H53ZM71 199V198H70ZM77 199V198H76ZM76 199H75V201H76ZM93 199V198H92ZM136 199V198H135ZM153 199V198H152ZM160 199V198H159ZM158 199V200H159ZM168 199V200H169ZM173 199V198H172ZM177 199V198H176ZM182 199H184V198H182ZM190 199V198H189ZM188 199V200H189ZM199 199V198H198ZM206 199V198H205ZM259 199V198H258ZM13 200H11L12 202H13V204H14V201ZM83 200V199H82ZM82 200H80V202L82 201ZM86 200V199H85ZM90 200V199H89ZM109 200V199H108ZM112 200V199H111ZM110 200V201H111ZM117 200V201H118ZM127 200V199H126ZM129 200V206L131 205L130 203V200L131 199H128ZM150 200V199H149ZM166 200V202L168 201L167 199H165ZM181 200V199H180ZM185 200H187V199H185ZM184 200V201H185ZM197 200V199H196ZM10 200H8V202H9V204H10V202H11ZM27 201V200H26ZM48 201V200H47ZM67 201V200H66ZM69 201V200H68ZM88 201V200H87ZM95 201V200H94ZM97 201V200H96ZM95 201V202H96ZM101 201V200H100ZM99 201V202H100ZM109 201V202H110ZM114 201H116V198L114 199ZM121 201H122V199L120 200V203H121ZM125 200H123L122 202H124ZM132 201H133V199H132ZM151 201V200H150ZM163 201V200H162ZM162 201H159V202H162ZM169 201H171V200H169ZM183 201V200H182ZM203 201V200H202ZM7 202V203H8ZM23 202V201H22ZM38 202V201H37ZM36 202V203H37ZM43 202H45V200H43ZM95 202H93L92 201V203L94 204ZM99 202H98V205H99ZM152 202V201H151ZM164 202V201H163ZM236 202V201H235ZM21 203V202H20ZM20 203H18V206H19V204ZM27 203V202H26ZM39 203V202H38ZM41 203V202H40ZM39 203V204H40ZM73 203V205L74 204H76V203H74V201L72 202ZM72 203H71V205H72ZM85 203V202H84ZM89 203H91L90 201H89ZM92 203H91V205H92ZM101 203H103V202H101ZM106 203V202H105ZM113 202H110V204H112ZM117 203H119V202H117ZM120 203H119V206L121 207V209H123L122 208V203H121V205H120ZM127 203V202H126ZM153 203V202H152ZM154 203H155V201H154ZM191 203V202H190ZM203 203V202H202ZM201 203V204H202ZM15 204H17V202L15 203ZM23 204V203H22ZM21 204V205H22ZM25 204V203H24ZM29 204V203H28ZM42 204V203H41ZM78 204V203H77ZM82 204V203H81ZM97 204V203H96ZM107 204V206H108V203H106ZM114 204V203H113ZM157 204H159L158 202H157ZM162 204H164V203H162ZM187 204V203H186ZM197 204V203H196ZM199 204V203H198ZM201 204H199V206L198 207H202L203 205H204V203H203V205H201ZM48 205V204H47ZM79 205V204H78ZM87 205H88V202H87ZM90 205V204H89ZM90 205V206H91ZM102 205V207H103V204H101ZM124 205H125V202H124ZM127 205V204H126ZM160 205V204H159ZM166 205H168V204H166ZM169 205H172L170 202H169ZM168 205V206H169ZM183 205V204H182ZM181 205V206H182ZM11 206V205H10ZM17 206V207H18ZM25 206V205H24ZM23 206V207H24ZM37 206H38V204H37ZM62 206H63V204H62ZM77 206V205H76ZM86 206V205H85ZM95 206V205H94ZM106 206V205H105ZM114 206V205H113ZM113 206H111V207H113ZM153 206V205H152ZM155 206V205H154ZM157 206V205H156ZM172 206H174V203H173V205ZM192 206H193V204H192ZM196 206V205H195ZM208 206V205H207ZM236 206V205H235ZM16 207V208H17ZM49 207V206H48ZM80 207H82V206H80ZM79 207V208H80ZM88 207V206H87ZM92 207V206H91ZM96 207H98V209H99V207L100 206H96ZM118 206L116 205V209H118L117 208ZM128 206H126V208H127ZM175 207V206H174ZM179 207V206H178ZM183 207V206H182ZM185 207H187V206H185ZM194 207V206H193ZM234 207V206H233ZM263 207V206H262ZM14 208V207H13ZM18 208H20V210H21V206H19ZM39 208H40V206H39ZM43 208V207H42ZM65 208V207H64ZM74 208H76V207H74ZM78 208V209H79ZM103 208H105V207H103ZM109 208H110V205H109ZM171 208V207H170ZM23 210H24V208H22ZM41 209V208H40ZM46 209V208H45ZM43 210V211H45V213L47 212L46 210ZM88 209V208H87ZM92 209V208H91ZM94 209V208H93ZM102 209V208H101ZM128 209V208H127ZM127 209H125V210H127ZM130 209H132V208H130ZM159 209V208H158ZM168 209V208H167ZM188 209V208H187ZM190 209H192V208H190L189 207V210ZM204 209V208H203ZM237 209V208H236ZM75 210V209H74ZM83 211L85 210L84 209V206H83V209H82ZM100 210V209H99ZM109 210V209H108ZM132 210H134V208L132 209ZM132 210H127V213H128V211H129V214H132V213H130V211H132ZM169 210V209H168ZM184 210V209H183ZM206 210H207V207H206ZM41 211V210H40ZM76 211H79V210H76ZM85 211H87V210H85ZM91 211V210H90ZM93 211V210H92ZM103 211V210H102ZM101 211V212H102ZM113 211V210H112ZM116 211V210H115ZM140 211L141 210H138V214L140 213ZM190 211H192V213L191 214H193V216H195L196 218H198V219H200V220H202L203 222H208V220H207V217H206V214H208V213H206L205 211H203V212H200L199 210H198V208L196 209V208H194V209H192V210H190ZM199 211V212H198ZM30 212H31V209H30ZM36 212V211H35ZM37 212H38V210H37ZM96 212V211H95ZM107 212V211H106ZM105 212V213H106ZM142 212H144L145 214L147 213V212H145V211H142ZM181 212V211H180ZM210 212H211V210H210ZM38 213H40V214H38V215H35V216H37L40 220H41V218L43 217V213L44 212H38ZM50 213V212H49ZM72 213V212H71ZM86 213V212H85ZM87 213H89L90 214V212H87ZM93 213V212H92ZM98 213V212H97ZM108 213V212H107ZM112 213H114V212H112ZM111 213V214H112ZM116 213V212H115ZM122 213H124V211H122ZM144 213H141V217L143 218V216L145 217V215H144ZM182 213V212H181ZM189 213V212H188ZM206 213V214H205ZM33 214H34V212H33ZM53 214H51L52 216H53ZM73 214H74V212H73ZM79 214V213H78ZM119 214V213H118ZM135 214V213H134ZM137 213H136V216L135 217H137V215H138ZM142 214H143V216H142ZM187 214V213H186ZM212 214H213V212H212ZM44 215H46V214H44ZM76 215H77V213H76ZM80 215H82L83 216V212L80 214ZM93 215V214H92ZM91 215V216H92ZM99 215H101V214H99ZM113 215V214H112ZM120 215V214H119ZM149 215V214H148ZM184 215V214H183ZM214 215H215V213H214ZM61 216V215H60ZM71 217H72V215H70ZM69 216V217H70ZM81 216V217H82ZM90 215H89V217H91ZM94 216V215H93ZM111 216V215H110ZM121 216V215H120ZM138 216H140V215H138ZM152 216V215H151ZM68 217V216H67ZM66 217V219H68ZM81 217H78V219L77 220H79V218H81ZM89 217L88 216H86V217H84V221H85V227H86V224H87V226H88V224H89V226H88V228H87V231H85L86 233H84V232H82L83 230H85V229H83L82 231H81V229H82V226H81V229H80V227H78L76 224H75V226H71L70 227V231H69V237H70V239H69V237H68V239H69V241H68V244H62L61 246H62V248H61V254L63 255V257H64V259L67 261V263L69 264V263H71L72 261V257H71V255H72V251H73V249H72V243H73V241L74 240H81V241H83L82 239H81V237L85 234V237H87L88 239H89V244L91 245V247H92V249H93V252H94V255L97 253V255H101V257H103L104 258V260H105V263H102V264H111V261H113L112 260V257L114 256L115 257V255L117 254V249H115V245H114V243H112L111 242V239H110V232H103V234H97V230L96 231H94V229L92 228V221H89V223H86V221L88 222V220H91V219H89ZM97 217H98V214H97ZM117 217V216H116ZM122 217V216H121ZM127 217H129V216H127ZM134 217V216H133ZM134 217V218H135ZM147 217V216H146ZM143 218L144 219V221H145V219L147 220H149V218L147 217V218ZM155 218V216H152V218ZM32 216H31V220H32ZM92 219H93V217H91ZM99 218V217H98ZM107 218V217H106ZM112 218H113V216H112ZM120 218V217H119ZM131 218V217H130ZM141 218V219H142ZM186 219L185 220H187V218H189V217H185ZM35 219V218H34ZM33 219V220H34ZM44 219H46V218H44ZM71 219V218H70ZM75 219V218H74ZM83 219V218H82ZM95 219H96V216H95ZM100 219H101V217H100ZM102 219H105V217L104 218H102ZM124 219H126V218H124ZM123 219V220H124ZM137 219V218H136ZM156 220H157V218H155ZM154 219V220H155ZM190 219V218H189ZM259 219H261L260 217H259ZM30 220V221H31ZM36 220H37V218H36ZM69 220V219H68ZM76 220V219H75ZM81 220V219H80ZM79 220V221H80ZM110 220V219H109ZM116 220H117V218H116ZM119 220V219H118ZM117 220V221H118ZM147 220V221H148ZM152 219L150 218V222H155L156 223V220L155 221H151ZM182 220H184V219H182ZM43 221V220H42ZM58 221V220H57ZM61 221V220H60ZM73 220H70V222H72ZM82 221V220H81ZM80 221V222H81ZM83 221V222H84ZM93 221H95V220H93ZM97 221V220H96ZM102 221V220H101ZM106 221H108V220H106ZM120 221H121V218H120ZM119 221V222H120ZM125 221V220H124ZM123 221V222H124ZM141 221V220H140ZM144 221H142V222H144ZM161 221V220H160ZM159 221V222H160ZM198 221V220H197ZM202 221H200V222H202ZM32 222V221H31ZM39 222V221H38ZM37 221L35 222L36 224L38 223ZM62 222V221H61ZM69 222V221H68ZM82 222V223H83ZM115 222V221H114ZM114 222H113V224H114ZM146 222V221H145ZM158 222V221H157ZM158 222V223H159ZM165 222V221H164ZM169 222V221H168ZM167 222V223H168ZM182 222V221H181ZM200 222H199V224H200ZM65 223H67V221L65 222ZM64 223V224H65ZM75 223V222H74ZM77 223V222H76ZM79 223V222H78ZM98 223V222H97ZM100 223V222H99ZM107 223V222H106ZM112 223V222H111ZM155 223H153V224H155ZM251 223H252V225L254 226V229L256 230H254V232H257V233H260V234H262V233H264V221H263V219H261L260 221L258 220V222H254V221H251ZM71 224V223H70ZM73 224V223H72ZM96 224V223H95ZM95 224H94V226H95ZM109 224V223H108ZM112 224V225H113ZM144 224V223H143ZM149 224V223H148ZM153 224H151V226L153 225ZM161 224V223H160ZM159 224V225H160ZM165 224V223H164ZM199 224H198V226H199ZM203 224V223H202ZM205 224V223H204ZM1 225H2V222H1ZM9 225H10V223H9ZM83 225V224H82ZM97 225V224H96ZM104 225L105 224H103V228H104ZM168 225V224H167ZM195 225L197 226V224H196V222H195ZM2 226H4V225H2ZM37 226V225H36ZM39 226H40V223H39ZM65 226V225H64ZM93 226V227H94ZM99 226H100V224H99ZM108 226V225H107ZM114 226V225H113ZM115 226H116V224H115ZM114 226V228H118V227H115ZM150 226V225H149ZM154 226V225H153ZM156 226H158V224L156 223ZM169 226V225H168ZM193 226V227H192ZM196 226H194L193 224H192V222H189L188 220L187 221H185V225H184V230H185V232H186V234H185V236H184V234H183V236H182V239L180 238L175 244H174V246L176 245L177 247H176V251H177V253H176V255L174 256V257H172V258H168L167 257V255H165V253L164 252H166L167 253V251H164V249H162L164 252H159V254H158V257H157V263H159V264H186L187 263V261L189 260V256H190V252H189V249H191L194 253L195 252H198L199 253V251L201 250V252L204 254V255H207V256H209V258H210V261L212 262L211 264H248V262H247V255H248V250L246 249V247H245V241H244V243H243V246L241 247V249H238V246H237V244H239V241H238V239L239 238H242L243 237V232H242V228L240 227L239 228V232L236 234V239L235 240H232V239H230L229 237H228V235L227 234H222L221 236L219 235V237H215V240H214V245H213V247H212V249L210 250V252H207V251H205L204 249H202L201 248V243H203V241H201L200 240V237L202 236V235H198L199 237H194V238H191L190 237V230L192 231V229H194L195 231L198 229ZM5 227V226H4ZM3 227V228H4ZM32 227H34V225L32 226ZM31 227V228H32ZM61 227H62V225H61ZM67 227V226H66ZM83 227H84V225H83ZM84 227V228H85ZM96 227V226H95ZM101 227V226H100ZM119 227H120V225H119ZM164 227H165V225H164ZM176 227V226H175ZM178 227V226H177ZM183 227V226H182ZM37 228H38V226H37ZM107 228H110L111 229V227L109 226V227H107ZM121 228V227H120ZM169 228H171V227H169ZM97 229V228H96ZM105 229H106V226H105ZM168 229V228H167ZM179 229V228H178ZM0 230H1V227H0ZM3 230V229H2ZM103 230V229H102ZM107 230H109V229H107ZM163 230V229H162ZM176 230V229H175ZM15 231V230H14ZM14 231H13V234H14ZM110 231V230H109ZM114 231H116V229L114 230ZM121 231V230H120ZM123 231V230H122ZM177 231V230H176ZM175 231V232H176ZM2 232V231H1ZM9 232V229H8V231H7V233ZM65 232V231H64ZM98 232H101V231H98ZM194 232V231H193ZM10 233H11V231H10ZM118 234H119V232H117ZM123 233V232H122ZM128 233V232H127ZM184 233V232H183ZM3 234V233H2ZM12 234V233H11ZM115 234V233H114ZM117 234V235H118ZM120 234H121V232H120ZM178 234V233H177ZM1 235V234H0ZM15 235H16V233H15ZM14 235V236H15ZM112 235V234H111ZM135 235V234H134ZM179 235V234H178ZM258 235V234H257ZM9 236H11V235H9ZM9 236L7 235V237L9 238ZM13 236V237H14ZM50 236V235H49ZM66 236H67V234H66ZM116 236V235H115ZM120 235H118L117 237H119ZM126 236H128V235H126ZM132 236V235H131ZM256 236V235H255ZM3 237H5V235L3 234ZM3 237H0L1 239L3 238ZM12 236H11V239L13 238ZM112 237V236H111ZM123 237V236H122ZM178 237H180V236H178ZM260 237V236H259ZM258 237V238H259ZM6 238V237H5ZM14 238H16V237H14ZM19 238V237H18ZM47 238V237H46ZM63 238V237H62ZM65 238V237H64ZM83 238V237H82ZM214 238V237H213ZM255 238V237H254ZM4 239V238H3ZM114 239V238H113ZM128 239H129V237H128ZM5 240V239H4ZM8 240V239H7ZM38 240V239H37ZM49 240H51L50 238H49ZM67 240V239H66ZM130 240V239H129ZM131 240H132V237H131ZM243 240V239H242ZM9 241H11L10 239H9ZM15 241H16V239H15ZM237 241H238V243H237ZM254 241V240H253ZM14 242V241H13ZM16 242H18V240L16 241ZM20 242V241H19ZM19 242H18V245H19ZM47 242H48V239H47ZM65 242V241H64ZM84 242V241H83ZM130 242V241H129ZM257 242V241H256ZM5 243H7V241L5 242ZM61 243V242H60ZM63 243V242H62ZM67 243V242H66ZM79 244H80V242H78ZM88 243V242H87ZM121 243V242H120ZM128 243V242H127ZM8 244H9V242H8ZM11 244V243H10ZM35 244V243H34ZM38 244H39V242H38ZM48 244V243H47ZM51 244V243H50ZM50 244H49V246H50ZM254 244V243H253ZM11 245H13V244H11ZM30 245H32V244H30ZM59 245V244H58ZM87 245V244H86ZM166 245V244H165ZM242 245V244H241ZM0 246H2L1 244H0ZM6 246H7V244H6ZM35 246H37V245H35ZM134 246V245H133ZM132 246V247H133ZM53 247V246H52ZM51 247V248H52ZM60 247V246H59ZM80 247H82V246H80ZM87 247V246H86ZM188 247H189V249H188ZM191 247V248H190ZM11 248V247H10ZM14 248H16V246H14ZM19 248V246L17 247V250H19L18 249ZM37 248V247H36ZM38 248H40V247H38ZM51 248H49V247H46V246H44V247H42L41 249H43L42 250V252H41V254L40 253H37V255H33L32 256V261L30 262V263H27V262H22V264H52L54 261H52V263L50 262V258H53L54 259V255H53V249H51ZM54 249H55V247H53ZM85 248V247H84ZM83 248V249H84ZM147 248V247H146ZM162 248V247H161ZM7 249V248H6ZM31 249V248H30ZM29 249V250H30ZM60 249V248H59ZM82 249V248H81ZM122 249V248H121ZM128 249V246L127 245H125V244H123V249H122V251H121V255L123 256V260H124V258L126 259V258H130L131 256H129V250H127ZM133 249V248H132ZM167 249V248H166ZM22 250V249H21ZM37 250V249H36ZM39 250V249H38ZM87 250V249H86ZM149 250V249H148ZM190 250V251H191ZM6 251V250H5ZM40 251V250H39ZM82 251V250H81ZM81 251H79V252H81ZM88 251V250H87ZM146 251V249L145 250H143V252H145ZM175 251V250H174ZM90 252V251H89ZM88 252V253H89ZM91 252H92V250H91ZM142 252V253H143ZM200 252V253H201ZM4 253V252H3ZM16 253H18L19 254V252H16ZM29 253V252H28ZM27 253V254H28ZM34 253V252H33ZM84 253H86V252H84ZM131 253V252H130ZM138 253V252H137ZM146 253V252H145ZM145 253H144V255H145ZM264 253V252H263ZM5 254H6V256H2V257H4V259H6V260H8V261H11L12 260V256H14L13 254H12V252L11 253H9V251H8V253L7 252H5ZM15 254V253H14ZM17 254V255H18ZM31 254V253H30ZM81 254V253H80ZM153 254V253H152ZM155 254H156V252H155ZM24 255V254H23ZM22 255V256H23ZM56 255V254H55ZM62 255H61V257H62ZM82 255H84V254H82ZM90 255V254H89ZM93 254H91V256H92ZM96 255V256H97ZM111 255V256H110ZM131 255V254H130ZM134 255V254H133ZM132 255V256H133ZM137 255H139V254H137ZM144 255H142V256H144ZM174 255V254H173ZM172 255V256H173ZM194 255V254H193ZM195 255H196V253H195ZM194 255V256H195ZM20 256V258H21V255H19ZM31 256V255H30ZM91 256H88L86 259H85V262H84V264H93V259H91L92 257ZM95 256V257H96ZM136 256V255H135ZM153 256V255H152ZM169 256V255H168ZM207 256H205L206 258H207ZM15 257V256H14ZM18 257V256H17ZM24 257V256H23ZM29 257V256H28ZM62 257V258H63ZM94 257V256H93ZM100 257V258H101ZM141 257V256H140ZM171 257V256H170ZM195 257H197V256H195ZM20 258H17V259H20ZM97 258V257H96ZM153 258V257H152ZM191 258V257H190ZM194 258V257H193ZM203 258H204V256H203ZM14 259V258H13ZM25 259V258H24ZM29 259V258H28ZM81 259H82V257H81ZM95 259V258H94ZM134 259V258H133ZM139 259V258H138ZM150 259V258H149ZM155 259V258H154ZM103 260V259H102ZM122 260V259H121ZM132 260V259H131ZM139 260H141V259H139ZM145 260V259H144ZM143 260V261H144ZM191 260V259H190ZM193 260V259H192ZM195 260V259H194ZM198 260V259H197ZM13 261V260H12ZM29 261V260H28ZM99 261H101V260H99ZM128 261V260H127ZM209 261V262H210ZM56 262V261H55ZM104 262V261H103ZM119 262H121V261H119ZM152 262V261H151ZM150 262V263H151ZM154 262L155 261H153V264H154ZM191 263H192V261H190ZM263 262H264V260H263ZM8 263V262H7ZM66 263V264H67ZM100 263V262H99ZM122 263V262H121ZM125 263V262H124ZM139 263H141V261L139 262ZM138 263V264H139ZM144 263H145V261H144ZM147 263V262H146ZM193 263H194V261H193ZM196 263V262H195ZM2 264V263H1ZM18 264H20V263H18ZM134 264H136V263H134ZM148 264V263H147ZM155 264H156V262H155ZM189 264V263H188ZM210 264V263H209Z\"/></svg>",
  "mask_w": 264,
  "mask_h": 264
}]
</instances>
